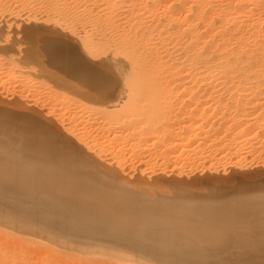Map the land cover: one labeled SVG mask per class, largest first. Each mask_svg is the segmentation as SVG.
I'll use <instances>...</instances> for the list:
<instances>
[{"label": "bare ground", "instance_id": "6f19581e", "mask_svg": "<svg viewBox=\"0 0 264 264\" xmlns=\"http://www.w3.org/2000/svg\"><path fill=\"white\" fill-rule=\"evenodd\" d=\"M40 16L41 17L39 18V20L41 18H44L45 21H46V24L48 22V24H51L53 23L54 25L56 26H60L61 28H67L70 32V35L71 36H76L78 33V31L76 32V28H79L81 27V29L83 30V32L80 31V35L78 38H81L80 40L82 41V43L80 42V45L82 44V48H80V51L82 49V51H84V53L86 55H90V58L92 57H95V58H99V63L97 64V61L95 63V67L96 65L99 67H101L103 69V72H105L104 70H106L108 74V71L111 72L114 78L115 77V81L114 82H110L109 79H107L105 73L102 72V74L99 73L98 70L100 69H97L95 68L96 72H98L99 74H97L96 72L94 73V71L91 70L90 67H88L89 65L87 63V66L83 63L84 66H81L80 68L84 67L85 70H87L86 67H88V70L90 69L91 70V74L88 75L86 74V71L85 70H80L81 72L84 73L85 71V76H88L89 80H90V84L93 86L94 89H98V88H105V86H107V84H110L111 85L112 83H115V82H118L119 84V89L121 88H125V95L122 94V90L120 91L122 95V98H119L118 97V102L122 101L123 103H126L127 104L129 103V106L127 104H120L118 105V102L115 103L118 105L116 111L118 110V112L112 110L113 107H109L106 105L107 108H105V110H97V108L95 110V113L97 112V114L99 113V115L104 119V121H112L110 123L113 124L114 128H119L121 127V130L123 129L124 132L128 131L129 134L126 133V137H133V136H137L139 137L138 139H140V137H142L144 135V137H147L146 135H150V136H153V137H156L158 136L159 134H161V131L160 128H165V125H166V121L163 123L162 125V122H160L161 124L158 123L159 121V117L157 116V113H159L161 115V113L159 112V110L161 108H158L160 107V104L158 105V109L155 108V106L158 104V103H161V102H158L157 104L155 103V101H158L157 99H160L162 98L163 94L167 93L165 90L169 89L171 91V89H174V88H178L180 91L181 89H183L182 93L183 94H186L184 92V89L188 90V93L189 91H196V90H205L207 91L208 89V93H210L209 91H211V89H217V91L220 89H224L225 92H227L225 89H228V88H231L233 89V91H235V94L237 95V93H239V96L241 95L240 93H246L248 91H252L253 89H258L256 90L257 92L261 89L264 90V0H0V20H5L3 23L5 25H8V28L10 29V26H12L11 23H14V25L16 24H24L27 22L26 25H28V22H30L31 20H34L35 18H37V16ZM38 16V17H39ZM42 21V20H41ZM41 21H37L38 22H41ZM44 21V22H45ZM1 24V22H0ZM2 24V25H4ZM1 25V26H2ZM4 25V26H5ZM32 25V24H31ZM45 26V25H44ZM55 26V27H56ZM6 27V26H5ZM4 27V28H5ZM24 27V26H23ZM52 27V26H51ZM13 28V27H11ZM16 28V26L14 27ZM20 27L18 26V29ZM22 28V27H21ZM63 28V29H64ZM3 29V28H1ZM0 29V31L2 32V30ZM7 29V28H6ZM17 29V30H18ZM59 29V27H58ZM15 30V29H14ZM32 30V29H30ZM61 30V29H60ZM66 30V29H65ZM13 32V30H11ZM19 31V30H18ZM25 33H28L30 32L29 29H28V32L27 30H24ZM33 31V30H32ZM31 31V32H32ZM30 32V33H31ZM36 32V31H35ZM34 32V33H35ZM62 33L64 31H61ZM66 32V31H65ZM68 32V31H67ZM94 32V35L95 37L94 38H91L92 34L90 33H93ZM3 33V32H2ZM6 33V32H5ZM8 33V32H7ZM14 34H16L15 32H13ZM12 33V34H13ZM18 33V32H17ZM22 33V30L21 32ZM18 33V34H20ZM29 33V34H30ZM33 33V32H32ZM33 33V34H34ZM68 33V34H69ZM12 34H8V35H11L10 37H12ZM24 34V33H23ZM29 42L30 40H36L35 37H30V36H33V34L29 35ZM65 34V33H63ZM5 35V34H4ZM17 35V34H16ZM24 35H27V34H24ZM23 35V36H24ZM36 35V33H35ZM34 35V36H35ZM38 35V36H37ZM36 35V38L39 37L38 39H41L42 36L39 34ZM67 35V34H66ZM2 36V35H1ZM18 36V35H17ZM21 36V35H20ZM71 37V38H74ZM4 37V36H2ZM19 37V36H18ZM17 37V38H18ZM22 37V36H21ZM25 37V36H24ZM5 38V37H4ZM15 38V37H14ZM27 38V36H26ZM33 38V39H31ZM52 37L48 38V40H51ZM56 38V37H54ZM53 38V39H54ZM7 39V38H6ZM19 39V38H18ZM25 39V38H24ZM23 39V40H24ZM45 39V38H43ZM42 39V40H43ZM22 40V41H23ZM28 40V39H27ZM26 40V44H28ZM48 40H43V41H47V43L50 44V42H48ZM59 40L56 39L55 42L56 44L60 41H57ZM76 40V39H74ZM5 41V40H4ZM20 41V40H19ZM21 41V42H22ZM33 41V42H34ZM38 41V40H37ZM36 41V42H37ZM54 41V40H53ZM77 41V40H76ZM17 42V41H16ZM15 42V43H16ZM25 42V41H23ZM34 42V43H36ZM32 43V42H31ZM33 43V44H34ZM41 43V41H40ZM54 43V42H53ZM75 43V42H74ZM3 44V43H2ZM12 44L14 45L13 43V39H12ZM19 44V43H18ZM17 44V45H18ZM37 44V43H36ZM44 44V43H43ZM48 44V45H49ZM11 45L10 44H6V47L9 48ZM22 45V44H21ZM30 45V44H29ZM38 45V44H37ZM37 45H32L31 46H34V48L36 47H40V50L42 49L40 44L37 46ZM42 45V44H41ZM45 45H46V42H45ZM52 45V43H51ZM55 45V44H54ZM53 45V46H54ZM58 45V44H57ZM16 46V45H15ZM47 46V45H46ZM52 47V49H54ZM56 46V45H55ZM62 45L60 44L59 47H61ZM57 47V46H56ZM58 47V49H59ZM63 47V46H62ZM78 47V45H77ZM19 48V47H18ZM31 49H34L32 47H30ZM25 49V48H24ZM30 49V50H31ZM48 49H51L50 47ZM52 49H51V52H52ZM58 49H54V52L55 50H58ZM27 50V49H26ZM25 50V51H26ZM2 51V50H0ZM25 51H22V52H25ZM35 51H38V49ZM50 52V50H47ZM58 51H61V50H58ZM57 51V52H58ZM63 51V50H62ZM62 51L60 52V54H62ZM3 52V51H2ZM6 52V51H4ZM30 52V51H29ZM40 52V51H38ZM49 53L50 55L53 53ZM56 52V53H57ZM6 53H11V52H6ZM5 53V54H6ZM18 53L21 54V52L19 51ZM31 53V52H30ZM33 53V57H35V53L34 51H32ZM40 53H43V51H41ZM47 53V52H46ZM45 53V54H46ZM23 54V53H22ZM38 54V53H36ZM58 54V53H57ZM56 54V55H57ZM82 54V53H80ZM2 55V53H1ZM12 55V54H11ZM10 55V56H11ZM17 55V54H16ZM40 56L42 54H39ZM55 55V56H56ZM8 56V55H7ZM9 56V57H10ZM26 56V55H25ZM37 56V55H36ZM48 56V55H47ZM55 56H51L52 59H56ZM72 56V55H71ZM85 56V55H84ZM22 57V55H21ZM20 57V58H21ZM38 57V56H37ZM35 57V58H37ZM49 57V58H51ZM59 57V55H58ZM79 57V56H78ZM86 57V56H85ZM102 57V58H101ZM7 58V57H6ZM15 58V57H14ZM23 58H24V55H23ZM23 58H21V60L19 58H16V59H11V60H18V61H15L16 63H13L8 61L9 64H11L10 66V70L11 71H15V67H20L21 64L24 66V64L26 63L27 61V58H24L25 62H23ZM44 58V56L42 57ZM45 58H48V57H45ZM71 59H73L74 57H69ZM69 58L67 56V59H68V62H65L69 64ZM87 58V57H86ZM95 58L93 59V61L95 60ZM40 59V58H39ZM51 59V60H52ZM61 61L62 60V57L59 58ZM63 59H64V56H63ZM65 59H66V56H65ZM78 60V58L75 57V60ZM1 60V59H0ZM4 60V59H3ZM33 60V59H32ZM42 61H44L43 59H41ZM46 60V59H45ZM30 61V60H29ZM37 61V60H36ZM35 60L32 61V63H35L36 62ZM49 61V59L46 60V62ZM58 61V59H57ZM55 61V62H57ZM73 61V60H72ZM21 62V63H20ZM53 62V61H51ZM63 61H61L62 63ZM78 62V61H77ZM85 62H88V61H85ZM90 62V61H89ZM24 63V64H23ZM28 63V62H27ZM26 63V64H27ZM29 66L26 65V67H31L33 65H31L32 63L29 62ZM39 63V62H38ZM54 63V62H53ZM52 63V65H53ZM59 63V62H58ZM60 63V64H61ZM80 63V64H82ZM92 63V62H91ZM37 64V63H35ZM41 64V63H39ZM46 63H44L45 65ZM48 64H50L48 62ZM47 64V65H48ZM57 64V63H55ZM72 65H70V67L74 68L73 67V63H71ZM79 64V63H78ZM20 65V66H19ZM31 65V66H30ZM42 67H43V64H41ZM59 65V64H57ZM1 66V65H0ZM8 66V65H7ZM36 66V65H35ZM35 66H33V68H36ZM49 66V65H48ZM60 66V65H59ZM63 65H61L62 67ZM79 66V65H78ZM86 66V67H85ZM90 66L92 67V65L90 64ZM22 67V66H21ZM27 67V68H28ZM54 67V66H53ZM77 67V66H75ZM26 68V69H27ZM39 68V67H38ZM50 72H54V69L52 68V71H51V67H48ZM59 67L56 66V71H58ZM29 69V68H28ZM31 69V68H30ZM29 69V70H30ZM40 70L38 71L37 69V72L39 73V76L42 75V77L46 76V75H43L44 72L46 71L47 67H45V71H42L44 70L39 68ZM62 69V68H61ZM65 69V67L63 68ZM62 69V70H63ZM71 69V68H70ZM79 69V67L77 68ZM83 69V68H82ZM101 69V71H102ZM4 70V69H3ZM48 70V71H49ZM61 71H58V72H62ZM67 70V69H66ZM73 71H75V69H72ZM87 70V72H88ZM89 70V71H90ZM19 71V70H18ZM42 71V72H41ZM47 71V72H48ZM55 71V72H56ZM100 71V72H101ZM4 72V71H3ZM2 72V68H0V74L3 73ZM6 72V71H5ZM26 72V71H25ZM31 72V71H30ZM29 72V73H30ZM33 72L35 73L34 69H33ZM40 72L42 73L40 75ZM45 72V73H47ZM54 72V73H55ZM64 72V71H63ZM68 72H71V71H68ZM13 73V72H12ZM21 73V72H20ZM32 73V72H31ZM67 71H65L64 74H66ZM79 73V72H78ZM83 73H82V76L83 77ZM93 73V74H92ZM109 73V74H111ZM9 74V73H7ZM15 74V73H14ZM18 74V73H17ZM56 75H58V73H55ZM63 74V75H64ZM68 74V73H67ZM74 74H77V71L76 73ZM11 76V74H9ZM13 75V74H12ZM31 75V74H29ZM62 75V74H61ZM105 75V76H104ZM1 76V75H0ZM8 76V77H10ZM28 76V74H27ZM38 76V77H39ZM49 76V75H48ZM44 77V78H49V77ZM59 78L63 79V76L60 77V73H59ZM69 76H70V73H69ZM76 75H74V78H75ZM111 76V75H110ZM2 77V76H1ZM4 77V76H3ZM8 77L5 78L6 80H8ZM16 77H18L16 75ZM30 76H28L27 78H29ZM37 77V75H36ZM37 77V78H38ZM68 77V76H67ZM77 77V76H76ZM80 77V75H79ZM106 77V78H105ZM24 78V77H23ZM57 78V80L59 79ZM66 78V77H65ZM13 79V77L11 78ZM10 79V80H11ZM15 79V78H14ZM20 79V77H19ZM32 79V78H30ZM34 79V77H33ZM39 79V78H38ZM50 79H53V78H50ZM59 79V82H56L57 84L60 83V80ZM69 79V78H68ZM77 79V78H75ZM86 79L83 77V80ZM16 80V79H15ZM65 80V79H63ZM70 80V79H69ZM79 80V79H77ZM82 80V81H83ZM14 81V80H13ZM28 81V80H27ZM31 81V80H30ZM53 81H56V78L53 79ZM73 82V80H71ZM80 82L81 79L79 80ZM6 82H9V81H6ZM43 82H44V79H43ZM47 82V80H46ZM49 82V80H48ZM52 82V81H51ZM62 82V80H61ZM67 83L69 81H66ZM72 82H69L70 84H72ZM14 83V82H13ZM23 83V82H22ZM36 83V82H35ZM41 83V81L39 82ZM67 83H64V84H67ZM69 83L68 85V88L70 87L69 86ZM74 83V82H73ZM77 83V82H76ZM84 82H82L83 84ZM10 84V83H9ZM33 83H31L32 85ZM51 84V83H50ZM49 84V85H50ZM62 84V83H61ZM29 85V84H28ZM30 85V86H31ZM35 85V84H34ZM39 85V84H38ZM47 85V84H46ZM63 85V84H62ZM77 85V84H76ZM88 85V84H87ZM117 84L115 83V85L112 84V86H116ZM14 86V85H13ZM17 85L15 84V87ZM19 86V85H18ZM53 86V85H51ZM65 86V85H64ZM65 86V87H66ZM81 86V85H80ZM79 86V87H80ZM84 87H87L85 85H83ZM89 85V87H92ZM118 86V85H117ZM12 87V86H11ZM33 87V86H32ZM37 87V86H36ZM44 87H45V84H44ZM43 87V88H44ZM74 87V86H72ZM71 87V88H72ZM8 88V86H7ZM10 88V86H9ZM13 88V87H12ZM11 88V89H12ZM24 88V85L23 87L21 86V89ZM27 88V87H26ZM25 88V89H26ZM29 88V87H28ZM42 88V87H41ZM88 88V87H87ZM181 88V89H180ZM45 89V88H44ZM56 89V88H55ZM58 89V87H57ZM56 89V90H57ZM81 89V87L79 88ZM91 89V88H89ZM118 89V90H119ZM177 89V90H178ZM210 89V90H209ZM9 90V89H8ZM13 91L14 90H17V89H12ZM24 90V89H23ZM27 90V89H26ZM37 90V89H36ZM42 90V89H40ZM53 89L51 88V91ZM71 90V89H70ZM112 90V89H111ZM163 91V92H160ZM168 90V91H169ZM176 90V91H177ZM219 90V91H220ZM221 90V91H222ZM4 91V89L2 90ZM19 91V90H18ZM22 91V90H21ZM20 91V92H21ZM32 91V89L30 90ZM47 91V90H46ZM55 91V90H54ZM53 91V92H54ZM63 91V90H62ZM102 91V90H101ZM124 91V90H123ZM173 91V90H172ZM201 92V94L205 95L204 93L206 92ZM220 91V93H221ZM230 91V89L228 90ZM262 91V90H261ZM261 91L259 92L260 94ZM12 92V91H11ZM39 92V91H38ZM64 92V91H63ZM119 92V94H120ZM160 92V93H159ZM175 92V91H174ZM178 92V91H177ZM193 92L189 93V94H193ZM216 92V91H215ZM264 92V91H263ZM2 93V92H1ZM13 93V92H12ZM15 93H18L17 91H15ZM32 93V92H31ZM47 93V92H46ZM57 93V92H55ZM127 93V94H126ZM152 96H157L155 101L152 100L154 99V97L152 96L151 98H149V94ZM162 93V94H161ZM180 93V92H179ZM199 93V91L197 92V94ZM207 93V94H208ZM213 93V92H212ZM219 94V92H217ZM216 93V94H217ZM224 93V92H222ZM221 93V94H222ZM233 92L231 91L230 94H232ZM10 94V93H8ZM21 94V93H20ZM27 94V93H25ZM38 94V93H37ZM53 94V93H52ZM62 94V93H61ZM60 94V96H61ZM67 94V93H66ZM72 94V93H71ZM83 94V93H82ZM118 92H117V95H115V97H117L118 95ZM162 96H160V95ZM174 94V93H173ZM188 94V95H189ZM196 94V93H194ZM234 94V93H233ZM232 94V95H233ZM234 94V96H236ZM248 93H246L247 95ZM258 94V93H257ZM260 94L258 95V97L260 96ZM6 95V93H5ZM19 95V94H18ZM59 95V94H58ZM69 95V94H68ZM91 95V94H90ZM158 95L160 96V98H158ZM170 93L168 94L167 93V96H169ZM187 95V94H186ZM209 95V94H208ZM213 95V94H212ZM32 96V95H31ZM30 96V97H31ZM35 96V95H34ZM40 96V94H39ZM38 96V98H40ZM51 96V95H50ZM54 96V95H53ZM56 96V94H55ZM54 96V98H55ZM59 96V97H60ZM64 96V95H63ZM73 96V95H72ZM125 96V97H124ZM147 96V97H146ZM180 96V95H179ZM183 97V95H181ZM197 96V95H196ZM207 96V95H206ZM222 96V95H221ZM224 96V94H223ZM238 96V95H237ZM252 96V95H251ZM12 97V96H11ZM33 97V96H32ZM44 97V95H43ZM42 97V98H43ZM58 97V96H57ZM65 97H67L65 95ZM124 97V98H123ZM165 97V95H164ZM163 97V99H164ZM171 97V95L169 96ZM177 97V95L175 96ZM187 97V96H186ZM184 97V98H186ZM189 97V96H188ZM187 97V98H188ZM193 97V96H191ZM195 97V96H194ZM198 97V96H197ZM196 97V98H197ZM212 97V96H211ZM242 97V95H241ZM254 97H257L255 95H253L252 98ZM263 97V96H262ZM14 98V97H13ZM28 97H26V99H28ZM34 98V97H33ZM105 98V96H104ZM144 98V99H143ZM146 98H149L150 100V105L148 104L149 102H147L148 100H145ZM172 98V97H171ZM170 98V100H171ZM186 98V99H187ZM203 98V97H202ZM201 98V99H202ZM206 98V97H205ZM208 98V97H207ZM216 98H217V95H216ZM219 98V97H218ZM217 98V99H218ZM223 98V97H222ZM225 98V97H224ZM250 98V96H249ZM251 98V99H252ZM264 98V97H263ZM7 99H10L7 98ZM45 99V98H44ZM69 98L66 99V101L68 100ZM141 99L145 100V102H143ZM185 99V100H186ZM194 99V98H193ZM198 99V98H197ZM209 99V98H208ZM239 99V98H238ZM243 99V98H241ZM251 99H247V102L245 103L244 100L243 103L241 104V109L242 108V105L245 106V104H250ZM256 99V98H254ZM260 99V98H259ZM5 100V99H4ZM20 100V99H19ZM30 100V99H29ZM36 100V99H35ZM43 100V99H42ZM47 100H50L48 99L47 97ZM52 100V99H51ZM50 100V101H51ZM54 100V99H53ZM74 100V99H73ZM72 100V101H73ZM76 100V99H75ZM88 100V99H87ZM117 100V99H116ZM139 100L144 103V105H142L141 102H139ZM161 100V99H160ZM180 100V99H179ZM190 100V99H189ZM200 100V99H199ZM210 100V99H209ZM215 100V99H214ZM219 100V99H218ZM231 100V99H230ZM253 100V99H252ZM15 101V100H14ZM14 101H11L10 104ZM60 101V100H59ZM58 101V102H59ZM69 101V100H68ZM71 101V102H72ZM83 101V100H82ZM85 101V99H84ZM83 101V102H84ZM91 101V100H89ZM88 101V102H89ZM100 101V100H99ZM156 104L153 106L154 103L151 104V102H153ZM165 101V100H163ZM183 101V100H181ZM198 101V100H197ZM201 101V100H200ZM204 101V100H203ZM207 101V100H205ZM228 101V100H227ZM249 101V102H248ZM263 101V100H261ZM5 102V101H3ZM2 103L1 108L2 106L6 105V103H8L9 105V102H6V103ZM21 102V101H20ZM39 102V100H38ZM41 102H44L41 101ZM49 102V101H48ZM61 102V101H60ZM77 102V100H76ZM86 102V101H85ZM96 102V101H95ZM94 102V104H95ZM101 102V101H100ZM111 102V101H110ZM121 102V103H122ZM137 102L141 103L142 105V108L143 106H148L150 107V109H148L149 107H147V110H149V113L150 114H147L146 112H148L147 110H144L142 108H137L138 106H141L140 104H138ZM147 102V103H146ZM190 102H193V101H189ZM208 102V101H207ZM240 102V101H239ZM259 102V101H258ZM0 103V104H1ZM15 103V102H14ZM12 103V104H14ZM26 103V102H25ZM37 103V102H36ZM45 103V102H44ZM64 103V102H63ZM75 103V102H74ZM89 103H93L92 101L89 102ZM136 103L138 105H136ZM177 104V102H175ZM181 103V102H180ZM193 103H196V102H193ZM192 103V104H193ZM206 103V102H205ZM223 103V102H222ZM227 103V102H225ZM22 104V103H21ZM35 104V103H34ZM47 104V103H45ZM57 105L56 103L53 102V105ZM60 104V103H59ZM58 104V105H59ZM62 104V103H61ZM69 104V103H68ZM79 104V103H78ZM88 104V103H86ZM107 104V103H106ZM109 104V103H108ZM114 104V103H113ZM111 103V105H113ZM114 104V106H115ZM146 104V105H145ZM170 104V102H169ZM179 104V103H178ZM182 104V103H181ZM191 104V105H192ZM200 104V103H199ZM220 104V103H219ZM224 104V103H223ZM254 104V103H253ZM262 103L260 102V105ZM52 105V103H51ZM50 105V106H51ZM72 105V104H71ZM70 105V106H71ZM75 105V104H74ZM81 105V104H80ZM90 105V104H88ZM137 107H136V106ZM152 105V106H151ZM166 105L169 107V110L173 107L168 105V103L166 102ZM175 105V104H174ZM184 105V104H183ZM186 105V104H185ZM184 105V106H185ZM190 104L187 103V107L189 106ZM201 105V104H200ZM204 105V104H203ZM222 105V104H221ZM228 105V104H227ZM232 105V104H231ZM236 105V104H235ZM251 105V104H250ZM250 105L248 107H250ZM257 105V104H256ZM12 106V105H11ZM10 106V107H11ZM15 106V105H14ZM21 106V105H19ZM31 106V104H30ZM40 105H38L37 107H39ZM60 106V105H59ZM82 106V105H81ZM80 106V107H81ZM94 106V105H93ZM92 106V107H93ZM99 106V105H98ZM120 106V108H119ZM122 106V107H121ZM126 106L128 108H126ZM196 106V105H193V107ZM214 106V105H213ZM215 106L218 107V104L215 103ZM230 106V104H229ZM234 106V105H233ZM7 107V106H5ZM17 107V106H15ZM12 106L11 109H13V111H17L16 108ZM86 107V106H85ZM89 107V106H88ZM100 107V106H99ZM105 107V106H102V108ZM125 107V109L123 108ZM165 107V106H164ZM198 107V106H197ZM196 107V108H197ZM205 107V106H204ZM203 107V108H204ZM252 108L254 106H251ZM260 107V106H258ZM0 108V109H1ZM8 108V112H12V110H9L10 108ZM50 108V107H49ZM72 109L73 106L71 107ZM78 108V107H77ZM112 108V109H111ZM116 108V107H114ZM119 108V109H118ZM122 108V110H121ZM137 108V109H136ZM151 108H154L156 110H152ZM184 108V107H182ZM190 108V107H188ZM223 108V107H222ZM226 108V107H225ZM255 108V107H254ZM46 109V108H45ZM51 109H52V106H51ZM57 109V108H56ZM94 109V107H93ZM142 109V110H141ZM146 109V108H145ZM168 109V108H167ZM186 109V107L184 108ZM193 109V108H192ZM207 109V108H206ZM216 110V108H214ZM224 109V108H223ZM236 109V107H235ZM239 109V108H238ZM248 109V108H247ZM261 110H259L260 113H257V116L256 118L253 120L252 123H254L255 121H260V126L261 128H264V104L262 105V107H260ZM2 110V109H1ZM0 110V111H1ZM5 110V109H4ZM64 110V109H63ZM79 110V109H78ZM87 110V108H86ZM112 110V111H111ZM152 112H151V111ZM179 110V109H178ZM177 111V114L178 112L180 113L182 110L180 111ZM188 110V109H187ZM191 109H189L188 111H190ZM222 110V109H221ZM226 110V109H225ZM245 110V108L243 109ZM254 110V109H253ZM256 110V109H255ZM57 111V110H56ZM60 111V110H59ZM58 111V112H59ZM66 111V110H65ZM72 111V110H71ZM89 111V110H88ZM157 111V112H156ZM163 111V110H162ZM175 111V110H174ZM173 111V112H174ZM188 111H185V115H186V112ZM200 111V110H198ZM227 111V110H226ZM224 111V112H226ZM234 112L236 110H233ZM4 114L6 113L5 111H2ZM2 112H0L1 114V121H3V114ZM10 112V113H11ZM45 112V111H44ZM47 112H52V110L49 111V109L47 110ZM69 112V111H68ZM76 113V111H74ZM80 112V111H79ZM93 112V111H92ZM170 112V114H173L171 113V111H168ZM191 112V111H190ZM188 112V113H190ZM211 113H217L216 115L219 116L221 118L222 116V113L223 111L221 112V115H218V113H220L219 111L216 112V111H211ZM232 112V111H231ZM229 112V115L233 114V116H229V117H232V122H230L231 124H233L234 122V125L233 127H235L233 129V127L231 125H228L231 130H229L231 136H233L232 138L235 139L237 137L241 138L240 139V142L242 141H245L243 144L246 143V141L248 142V140H250V131L252 129L249 130V125H251V123L249 122L251 120V118L247 120V118L245 116H238L237 117V113H234V112ZM244 112V111H243ZM249 112V111H248ZM254 112V111H253ZM252 112V113H253ZM15 113V112H14ZM21 113L23 114V111H21ZM20 111L19 113L16 112V115L15 117L17 116V114H21ZM25 113V112H24ZM56 113V112H55ZM67 113V111H66ZM73 113V112H72ZM78 113V111H77ZM83 113V112H82ZM81 113V114H82ZM184 113V112H183ZM197 113V112H196ZM196 113H190V114H187L188 117L190 116L193 117V116H197ZM7 114V113H6ZM21 114V115H22ZM26 114V113H25ZM38 114V113H37ZM48 114V113H47ZM60 114V113H59ZM62 114V113H61ZM80 116H83L81 115ZM85 114V113H84ZM158 114V115H159ZM167 114L164 113L162 116H165ZM176 114V113H175ZM226 115H228L227 113H225ZM234 114H237L234 116ZM239 114H240V111H239ZM11 115V114H10ZM18 115V116H19ZM29 115V114H28ZM28 115H27V118H28ZM54 115V114H53ZM64 116V114H62ZM71 115V114H70ZM91 115V114H89ZM145 115V116H144ZM159 115V116H160ZM199 116H202V119L200 118V120H202L203 122L205 121V125H203L204 127H206V122L208 123V121H206L204 119V116L206 115V112L205 111H201L200 114H198ZM208 115L210 116L211 114L210 113H207V117ZM224 115V114H223ZM225 115V116H226ZM251 115V114H250ZM256 115V114H255ZM7 116H9V113L7 114ZM44 116V115H43ZM42 116V117H43ZM57 115H55L54 117H56ZM61 116V115H60ZM60 116H57V117H60ZM80 116H77V117H80ZM86 116V115H84ZM94 116V115H93ZM91 116V117H93ZM98 116V115H97ZM148 116V118L146 117ZM150 116V117H149ZM157 116V117H156ZM167 116V115H166ZM174 116V114H173ZM170 118V120L172 119V117ZM5 117V115H4ZM24 117V115H23ZM23 117H21L20 119H22ZM26 117V116H25ZM30 117V116H29ZM45 117V116H44ZM67 117V116H65ZM75 115L72 117L69 118H73V122ZM89 117V116H88ZM96 117V116H95ZM145 117V118H144ZM176 115L173 117V120L175 119ZM178 117V115H177ZM176 117V119H177ZM187 117V121H189ZM224 117V116H222ZM228 117V116H227ZM228 117V118H229ZM255 117V116H254ZM253 117V118H254ZM6 118H9V117H6ZM12 119V116L10 117ZM10 118H9V121H10ZM18 118V117H16ZM46 118V117H45ZM50 118H53V117H50ZM68 118V117H67ZM84 118V117H83ZM98 118V117H97ZM127 118L131 119V121H127ZM142 118H144V121L141 120ZM168 118V119H169ZM179 118V117H178ZM186 118V116H185ZM199 118H197L199 120ZM214 118V117H212ZM211 118V119H212ZM226 118V117H225ZM252 118V119H253ZM35 119V118H34ZM43 119V118H42ZM62 119V118H61ZM82 119V118H81ZM86 119V118H85ZM146 119H148V122L146 121ZM167 119V117H166ZM182 119V118H181ZM193 119V118H192ZM195 119V118H194ZM193 119V120H194ZM204 119V120H203ZM208 119V118H207ZM210 119V117H209ZM208 119V120H209ZM210 119V120H211ZM230 119V118H229ZM227 120L228 122L230 120ZM5 120V118H4ZM14 120V119H12ZM11 120V121H12ZM16 120V119H15ZM14 120V122H15ZM25 120V119H23ZM28 121V119H26ZM25 120V122H27ZM67 120V119H66ZM101 120V119H100ZM165 120V119H164ZM170 120L167 121V123L169 124L170 123ZM192 120V121H193ZM198 120H194L193 123H190L189 124H185V128L184 129H179L185 122H180V123H183L180 127H178V130L175 134V138L173 139L172 137H170V133L167 134V136L169 135L168 138H172L171 139V143L170 144H167L169 145V148L168 150H164V152H175L176 153V150L177 148H179L181 145V147L183 148H186V151L189 149V148H192L190 147L191 143L193 141V137H195L196 133L197 134H200L201 133V130L203 129V127H201L199 124L196 125L194 124V122L196 123ZM222 120V119H221ZM226 121V119H223ZM10 121V123H11ZM22 121V120H21ZM21 121H17V123L21 122ZM57 121V120H56ZM59 121H60V118H59ZM69 121V120H68ZM81 121V120H80ZM80 121L78 123H80ZM95 122V120H93ZM97 121V120H96ZM102 121V120H101ZM100 121V122H101ZM145 122V127L147 125V128H143V126H141L140 124L142 122ZM161 121V120H160ZM175 121V120H174ZM179 121V119H178ZM181 121V120H180ZM191 121V120H190ZM191 121V122H192ZM213 121H216L213 119ZM5 122H7V120H5ZM92 122V121H91ZM152 124H151V123ZM153 122H155V124H153ZM176 122V121H175ZM201 122V121H199ZM202 122V123H203ZM211 122V121H210ZM13 123V122H12ZM11 123V124H12ZM16 123V124H17ZM22 124L20 125H23L24 121L21 122ZM30 123V122H29ZM27 123V124H29ZM51 123V122H50ZM60 123H62L60 121ZM71 123V122H69ZM105 123V122H104ZM103 123V125H104ZM179 123V122H177ZM198 123V122H197ZM212 123V122H211ZM227 123V122H226ZM225 123V124H226ZM250 123V124H249ZM14 124V123H13ZM15 126L17 127L18 124ZM25 124V123H24ZM43 124V123H42ZM49 124V123H48ZM64 124V123H62ZM72 124V123H71ZM81 124V123H80ZM84 124V123H83ZM93 124V123H92ZM149 124H151V127L149 126ZM157 124V125H156ZM165 124V125H164ZM174 124V123H173ZM172 123H170L169 127H171V130L173 129L172 126H173ZM215 124V122L213 123ZM219 124V123H218ZM228 124V123H227ZM248 124V125H247ZM9 125V124H8ZM7 125V126H8ZM19 125V126H20ZM30 125V124H29ZM41 126V124H39ZM73 125V124H72ZM75 125V123H74ZM82 125V124H81ZM86 125V124H85ZM83 125V126H85ZM97 125V124H96ZM102 125V126H103ZM107 125H110L109 123ZM106 125V126H107ZM175 125V124H174ZM196 125V127L194 128V126ZM210 125V124H209ZM208 125V126H209ZM216 125V124H215ZM220 125V124H219ZM243 125V126H242ZM245 125H247L248 127V130L247 128H243ZM15 129L16 127L14 125H12ZM10 125V127H12ZM27 126V125H26ZM39 127L37 126V124H33L32 127ZM45 126V125H44ZM41 127L42 129L45 127ZM47 126V125H46ZM61 126V125H60ZM68 126V125H67ZM66 126V127H67ZM71 126V125H70ZM68 126V127H70ZM77 126V124H76ZM82 126V127H83ZM95 126V125H94ZM105 126V125H104ZM112 126V125H111ZM211 126H213L211 124ZM210 126V127H211ZM242 126V127H241ZM1 127V126H0ZM12 127V129H14ZM81 127V128H82ZM89 127V126H88ZM166 127L168 128V126L166 125ZM177 128V124L175 126ZM184 127V126H183ZM181 127V128H183ZM208 128V129H212L211 128ZM215 127V126H213ZM219 127V126H218ZM225 127V126H224ZM227 127V126H226ZM241 127V128H240ZM251 127V126H250ZM7 128V127H6ZM25 128V127H24ZM29 128V127H28ZM31 128V127H30ZM40 128V127H39ZM40 128V130H37V131H42L43 130ZM47 128V131L49 133V128H51L50 126L49 127H46ZM62 128V127H61ZM60 128V129H61ZM65 128V127H64ZM87 128V127H86ZM94 128V127H93ZM92 128V129H93ZM96 128V127H95ZM103 128V127H102ZM107 128V127H106ZM166 128V130H167ZM228 128V127H227ZM226 128V129H227ZM229 128V129H230ZM5 129V128H4ZM19 128L17 127V130ZM22 129V128H21ZM20 129V131H21ZM35 129V128H33ZM105 129V127H104ZM103 129V130H104ZM110 129V127H109ZM118 129V131H119ZM207 129V130H208ZM216 129V128H215ZM215 129L213 130V132L215 131ZM223 129V128H222ZM62 130V129H61ZM90 130V128L88 129ZM95 130V129H93ZM92 130V131H93ZM165 129L163 130L166 131ZM174 130V129H173ZM173 130L171 131V134L173 133ZM197 130V131H196ZM206 130V131H207ZM228 130V129H227ZM254 130V129H253ZM260 130V129H258ZM264 130V129H263ZM15 131V130H14ZM19 131V132H20ZM24 131V130H23ZM28 131V130H27ZM26 131V133H27ZM37 131L35 132V134H37ZM53 131V130H52ZM83 131V130H82ZM99 131V130H98ZM102 131V130H101ZM105 131V130H104ZM112 131V130H111ZM116 131V129H115ZM200 131V132H199ZM205 131V129L202 131V133ZM211 130H209L208 132L210 133ZM248 131V132H247ZM261 131V130H260ZM6 132V131H4ZM30 132H31V129H30ZM29 132V134H31ZM51 132V131H50ZM65 132V131H64ZM74 132V131H73ZM107 132V131H105ZM104 132V133H105ZM117 132V131H116ZM123 132V133H124ZM174 132V133H175ZM212 132V131H211ZM212 132V133H213ZM223 132V131H222ZM254 132L256 133L257 131L254 130ZM10 133V136H13L15 134V132H13L12 130L9 131ZM22 133V132H21ZM25 133V132H24ZM47 133L48 136L45 137V140L42 136L43 139H36V135L34 137L33 133H32V137L31 139L29 137H26L28 138L27 140L25 139L24 141L25 144H20V139L21 138H14L12 140H10V137L8 136L7 134V137H9V139H1L0 140V150H4L5 152L7 151H11L12 154L14 153V155H12L11 153H8V154H11L12 155V158L15 160V161H12V160H9L11 161L12 163H15L17 165H21L23 166L25 169H28V170H39V171H43L44 174H39V173H30V175H26L25 173V177H21L19 179V182L18 183H12L13 185H18L19 187L18 188H23L21 190H23L24 194L26 193V195L28 194L30 196V198L32 197L33 199L31 200H35V198L39 201V202H34V201H31V202H34V204L36 203H39L37 206L39 207L40 204H41V207H45V209H48L50 211L51 214L55 215L56 218H57V221L59 220L60 223H62L63 226H65V224L69 225V222H71V225L74 224L75 226L78 225L80 226L79 224L81 223H85L87 224V227L89 228V230L94 233V232H97L98 235L100 236H104V238L102 239H105V241H107L108 243L110 244H107L106 243H103L104 245L100 243L101 248L104 247V250L105 248H107L108 250H111V251H116V252H123V253H128V254H133L134 257L138 258V260L144 262V261H147V260H152L154 263L157 262L156 264H220L221 262H219V257L220 255L221 256H224L223 254L224 253H228L232 248L237 247L238 250H242V251H245L246 253V258H244V255L241 256V258L243 257L244 259L242 260V262H239V264H264V236H262L263 234V226L261 228V237L257 236V237H253L252 234L250 235V237H248L249 235H247V233L243 232L247 235V236H240L238 235V231L235 233L238 235V237H234L232 234V237L231 236H228L227 234H221V231L218 232V233H215L217 231H219L220 229L218 228H214V226H217L216 224L213 226V228L211 229L210 228V224L213 225L214 223H219V222H225L224 225L227 224H231L230 222L234 223V221H241L240 218H244L245 215L243 214H246V215H250L253 213L254 214H258L261 218L264 219V202H262V200H259V199H262L263 197H261L260 193L258 192L259 195L257 196H260L258 198H255L252 196H256V193H255V189L259 187V190L261 188V183H259V181H263L264 179V175L262 176V178H260V180L257 182L259 183L258 186L255 183V187L254 185H251L250 183V186H245V187H251L252 189H254V192L252 189H250V191L252 190V195L251 197L249 198L248 196L247 198L249 199H245V193L247 194H250L246 188V192H244V196L243 198L242 197H239L241 199H243L242 201L240 200V202H234L233 200H231L232 196L231 195H226L227 197H229L228 199H230L231 201H229L227 199V201L231 202L233 201V203L227 205V207H225L227 204L226 202V199L224 200V197L222 199V196H223V193L220 195H218L220 198L221 196V202L223 203V201H225V204L223 203V206H221V210L219 209V214L218 215V210H217V214L215 212V217L218 218V220H215L214 218L212 219V217H214V215L212 217H210L209 215V212L211 211V207H212V210L213 208L216 207L217 203L219 202V200L217 201L216 203V200L217 198L214 200L216 205L213 207L212 205V202H210V200H206L208 201L209 203V206H208V203H205L203 202L204 204H200L203 200L200 198L202 196L205 197V195H209L210 192H207V188L205 189H202V195L201 197L199 198V201H201L199 203V201H197V199H195L197 201V203L195 202H191L192 200L194 199H191L189 196H191V193L190 195H187L191 201L189 203H185L187 201H181L179 200L178 198H176L177 200H170L169 197L173 196L174 198V192L176 193V191L172 188L173 191L168 190V193L169 195L171 193H173L172 195H170L169 197H167V201H162L163 196H164V192H158L159 195H163L161 198L158 196L157 194V199L158 197L160 199H154L152 196V198L150 199H154V200H157V201H152V200H145L144 198H141L139 197L137 194H134V193H137V192H134L130 189V192L127 191V188H130L129 186H126V190L125 188L123 189H120L119 186L120 183L118 182L119 188H116L115 190L113 188H115L116 186L113 185L117 183H115L114 181L111 182L112 184H109L108 182H106V179H105V176L107 173H105L104 176V179L101 180L100 179V175L103 174V173H99V176H96V172H94V170L92 171V168L94 166H91L90 167V163H80L81 161L85 162L86 160L83 158L79 161L78 165H76L77 163L75 161L72 162V160H70V157L68 158L67 160V157L64 158L61 154H62V141L61 143H58L57 141L53 140L52 139V136H50L49 134ZM54 133V132H52ZM58 133V131H57ZM87 133V132H86ZM101 133V132H100ZM108 133V132H107ZM106 133V134H107ZM122 131L120 132V135ZM165 135L167 132H164ZM173 133V134H174ZM207 133V134H209ZM211 133V134H212ZM226 133L228 134V131H226ZM253 134V138H255V136L257 134ZM259 133V132H258ZM5 134V133H4ZM41 134H45V133H41ZM66 134V133H65ZM68 134V133H67ZM71 134V133H70ZM75 134V133H74ZM99 134V132H98ZM113 134V133H111ZM181 134L183 137L178 139L177 136ZM215 134V133H214ZM219 134V133H218ZM221 134V133H220ZM219 134V136L221 137V135ZM226 136H229L227 135ZM25 135V134H24ZM40 135V134H39ZM101 136V134H99ZM108 135V134H107ZM106 135V136H107ZM119 135V134H118ZM119 135V136H120ZM164 135V134H163ZM162 134L159 135L158 137H161L163 136ZM202 135V134H201ZM206 135V133H205ZM203 136L204 138H207L206 136ZM249 135V136H248ZM259 135V134H258ZM257 135V136H258ZM262 135V133H261ZM22 136H23V133H22ZM28 136V135H27ZM59 136V140H58V137L56 140H58L60 142V135L58 134ZM73 136V135H72ZM71 136V137H72ZM86 137V135H84ZM94 136V135H93ZM98 136V135H97ZM105 136V135H104ZM105 136V137H106ZM118 136V137H119ZM124 136V135H123ZM166 136V138H167ZM180 136V135H179ZM198 136V135H196ZM213 136V135H211ZM217 136V135H216ZM248 136V137H247ZM256 136V137H257ZM4 137H6V135H4ZM15 137V136H14ZM35 138L36 140H32V138ZM41 137V135H40ZM63 137V136H62ZM80 136H78L79 138ZM84 137V138H85ZM92 137V136H91ZM104 137V139H106ZM111 137V136H110ZM114 137V136H113ZM117 137V138H118ZM137 137H135L134 139H137ZM143 137V138H144ZM219 137V138H220ZM225 137V136H223ZM235 137V138H234ZM246 138L244 140H242V138ZM263 137V135H262ZM12 138V137H11ZM65 138V137H63ZM123 138V137H122ZM140 139L141 142H143L142 140L144 139ZM177 138V139H176ZM201 139V136L200 137H197V140L198 139ZM218 138V136H217ZM258 138V137H257ZM260 138V137H259ZM74 139V138H73ZM87 139V138H86ZM85 139V140H86ZM89 139V138H88ZM91 139V138H90ZM94 139V137H93ZM99 139V138H98ZM116 139V138H115ZM114 139V140H115ZM121 139V138H120ZM149 139V137H148ZM152 139V137H151ZM155 139V138H153ZM152 139L151 142H153L154 140ZM163 139V137H162ZM216 139V137H215ZM223 138H220L219 141H221ZM226 139V137H225ZM231 138H229L230 140ZM238 139V138H237ZM248 139V140H247ZM252 139V138H251ZM256 139V138H255ZM254 139V140H255ZM262 138H260L261 140ZM62 140H65V139H62ZM72 140V139H71ZM79 140V139H78ZM95 140V139H94ZM92 140V141H94ZM112 140V139H111ZM119 140V139H118ZM124 140V139H123ZM127 140V139H126ZM129 140V138H128ZM133 139H131L130 141H132ZM139 140V141H140ZM159 140V143H160V138L158 139ZM165 142L166 139L164 137L163 139ZM196 140V139H194ZM210 140V139H209ZM224 140V139H223ZM242 140V141H241ZM264 140V138H263ZM66 141V140H65ZM64 141V142H65ZM80 141H83V137L80 138ZM87 141V140H86ZM91 141V143H92ZM99 141V140H98ZM102 141H105V140H102ZM110 141V140H109ZM116 141V140H115ZM114 141V142H115ZM136 141V140H134ZM147 139L145 140L146 143H144L145 145L147 144ZM168 141V139H167ZM166 141V142H167ZM185 141L187 143H185ZM200 141V144H201V140ZM199 141H196V142H199ZM208 141V140H206ZM212 141V140H211ZM214 141V140H213ZM217 141V140H215ZM214 141V142H215ZM239 141V139H238ZM251 141V140H250ZM76 142H79L77 141L76 139ZM95 142V141H94ZM119 142V141H118ZM150 142V140H149ZM169 142V141H168ZM228 142V141H227ZM230 142V141H229ZM228 142V144H230ZM232 142V140H231ZM234 142V141H233ZM239 142V145L241 144ZM257 142V141H256ZM69 143H72V142H66V145H68ZM80 143V142H79ZM89 145H90V140H89ZM100 143V142H99ZM113 143V142H112ZM121 143V141H120ZM123 143V141H122ZM138 143V142H137ZM143 143H140V146L141 144ZM155 143V142H154ZM150 144L148 143L147 146L150 144L153 148V144ZM158 143V141H157ZM158 143V144H159ZM162 143V141H161ZM204 143L206 142H203V146H204ZM208 143H211L210 141ZM208 143H206L205 146L208 147ZM220 143V142H217L215 144V146H217V144ZM226 143V142H224ZM223 143V144H224ZM255 143V141H254ZM261 143V142H260ZM263 143V141H262ZM64 145V143H62ZM115 144V143H114ZM132 144V143H130ZM133 144H136L133 142ZM132 145H129L130 147L133 146ZM143 144V145H144ZM156 144V143H155ZM163 144H166V143H163ZM163 144L162 147H163ZM214 144L212 142V144L210 145H213L214 147ZM221 144H222V141H221ZM252 144V142H251ZM256 144V143H255ZM264 144V143H263ZM21 147H20V146ZM76 145V144H75ZM93 145V144H91ZM95 145V144H94ZM107 145H108V141H107ZM116 145V144H115ZM118 145V144H117ZM116 145V146H117ZM124 145V144H123ZM209 145V148L211 147ZM232 145V144H230ZM229 145V146H230ZM234 145V143H233ZM239 145H236L237 147ZM247 145L249 146V143L244 145V147H247ZM258 146H261V144L259 145V142L257 144ZM256 145V146H257ZM69 146V145H68ZM85 146V145H84ZM147 146H144V151L146 150ZM158 146V145H157ZM156 146V147H157ZM234 146V147H236ZM241 148L243 147L242 145H240ZM239 146V147H240ZM255 146V147H256ZM72 147V146H70ZM80 147V146H79ZM106 147V146H105ZM110 147V146H109ZM142 147V146H141ZM146 147V148H145ZM166 147V145H165ZM180 147V148H181ZM189 147V148H187ZM198 147V146H196ZM202 147V146H201ZM219 147V146H218ZM233 147V150L232 148H225L226 150H228L227 152L225 151H222L224 153L223 157L226 155V157L228 158H232L233 157H230V155H233L235 151V154L240 150L237 147L236 149ZM252 147V146H251ZM254 147V146H253ZM262 147V146H261ZM64 148V147H63ZM66 148V147H65ZM65 148H64V153H67L65 152ZM93 148V147H91ZM96 148V147H95ZM98 148V146H97ZM120 148V147H119ZM123 148V147H122ZM127 148V147H126ZM136 148V147H135ZM143 148V147H142ZM150 148V146H149ZM149 148L146 150V151H149ZM161 148V147H160ZM195 148V147H194ZM204 148V147H203ZM203 148H200V149H203ZM206 148V147H205ZM223 147H221V149L218 148L219 150V153L221 152L220 150H223L222 149ZM248 148V147H247ZM73 148H69V150H72ZM85 149H87L85 147ZM88 149H90V147H88ZM104 149V148H103ZM117 149V148H116ZM115 149V150H116ZM124 149V148H123ZM128 149V148H127ZM138 149H139V145H138ZM141 149V148H140ZM151 149V148H150ZM197 149V148H195ZM207 149V148H206ZM205 149V150H206ZM212 148H210L211 150ZM250 149V148H249ZM247 149V150H249ZM255 149V148H254ZM93 150V149H92ZM105 150V149H104ZM109 150V148H108ZM120 149H118L119 151ZM126 150V149H125ZM124 150V151H125ZM130 150V149H129ZM136 150V149H135ZM143 150V149H142ZM152 150V149H151ZM198 150V149H197ZM204 150V151H205ZM208 150V149H207ZM243 150V149H242ZM246 148L245 150H243V152L247 151ZM252 154L253 150L252 151V148L250 149ZM249 150V151H250ZM257 150L260 151V149H258L257 147ZM62 151V152H61ZM67 151V150H66ZM87 151V150H85ZM93 151H96V150H93ZM98 151V150H97ZM100 151V149H99ZM117 151V150H116ZM123 151V152H124ZM128 151V150H126ZM132 151L134 152V150L132 149ZM139 151V150H138ZM155 151V150H154ZM158 151V150H157ZM163 151V150H161ZM180 151H183V149L181 148ZM179 151V152H180ZM189 151H191L189 149ZM194 151V149H193ZM192 151V152H193ZM199 151V150H198ZM196 151V152H198ZM213 153L215 154L216 152H214V148H213ZM262 151V149H261ZM260 151V153H261ZM264 151V149H263ZM102 152V150H101ZM101 152H99L98 155L101 154ZM108 152V151H107ZM112 152V151H111ZM129 152V151H128ZM159 152V151H158ZM157 152V154H158ZM178 152V153H179ZM188 152V151H187ZM208 152V151H207ZM241 152V150H240ZM72 153V151H71ZM75 153V152H74ZM102 153H105V152H102ZM114 153V152H113ZM118 153V152H117ZM137 153V152H136ZM141 153V151H140ZM149 153V152H148ZM151 153V152H150ZM160 153V152H159ZM189 153V152H188ZM239 153V152H238ZM250 153V152H249ZM248 153V154H249ZM256 153V152H255ZM258 153V152H257ZM258 153V154H260ZM263 153V152H262ZM261 153V154H262ZM1 154V153H0ZM79 154V153H78ZM77 154V155H78ZM124 154V153H123ZM132 154V153H131ZM130 154V155H131ZM134 154V153H133ZM154 154V153H153ZM156 154V153H155ZM161 154V153H160ZM165 154V153H164ZM162 154V155H164ZM180 154V153H179ZM185 153H183L182 155V152H181V155L184 157ZM214 154H211V153H200V155H197L195 156L194 159H188L189 161L186 163L187 165H189L190 167H187L189 168V170H197L198 168H201L202 171H199V172H205L203 169H208V165H207V168L204 167V165H206V161H211L213 159L212 155ZM218 154V153H217ZM234 154V155H235ZM70 155V154H68ZM66 155V156H68ZM76 155V154H75ZM95 156V154H93ZM107 154L105 153V155L103 154L102 156H106ZM112 155V154H111ZM110 155V156H111ZM115 155V154H114ZM117 155V154H116ZM127 155V154H126ZM135 155V154H134ZM137 155V154H136ZM140 155V154H139ZM177 155V153H176ZM187 155V154H186ZM220 155V154H219ZM221 155V157H222ZM242 155V154H241ZM247 155V153L245 154ZM244 155V156H245ZM257 155V154H255ZM96 156H97V153H96ZM101 156V155H100ZM109 156V155H108ZM107 156V157H108ZM132 156V155H131ZM131 156H128V157H131ZM138 156V155H137ZM141 156H143L141 154ZM151 156V155H150ZM166 156V155H164ZM163 156V157H164ZM179 156V155H178ZM188 158L191 156V152L189 155H187ZM194 156V155H193ZM215 156V155H214ZM254 156V155H253ZM260 156V155H259ZM263 156V155H262ZM1 157V155H0ZM113 157V156H112ZM123 157V156H121ZM133 157V156H132ZM145 157V158H144ZM169 157V156H168ZM165 158L164 157V160L165 161H168L169 158ZM171 157V156H170ZM174 157V156H172ZM176 157V156H175ZM180 157V156H179ZM216 157V156H215ZM214 157V158H215ZM220 157V156H219ZM221 157H220V160H221ZM225 157V159H227ZM243 157V155L241 156V158ZM245 157H249V155L245 156ZM75 159V157L71 156V159ZM91 158H93L91 156ZM98 158V156H97ZM106 158V157H105ZM114 158V157H113ZM112 158V159H113ZM125 158V157H124ZM127 158V157H126ZM139 158V157H138ZM136 158V159H138ZM143 161L141 160V162H143L144 166L147 165V163L149 164V160H151L150 157H148L147 155L146 156H143ZM149 160H148V159ZM156 158V157H155ZM228 158V159H229ZM235 158V157H234ZM237 158V157H236ZM240 158V156H239ZM253 158V157H252ZM255 158V156H254ZM0 159H3V158H0ZM95 159V158H94ZM93 159V160H94ZM110 158V160H112ZM118 159V158H117ZM123 159V158H122ZM122 159H118L120 160V164L122 162ZM133 159V158H132ZM131 159V160H132ZM140 159V158H139ZM182 159V157H181ZM180 159V160H181ZM186 159V158H184ZM198 159V160H197ZM211 159V160H210ZM218 159V158H217ZM216 159V160H217ZM222 161L223 162H227V160L225 161ZM238 159V158H237ZM257 159V158H256ZM261 159V158H260ZM85 160V161H84ZM103 160V159H102ZM107 160V159H106ZM116 160V159H115ZM114 160V161H115ZM117 160V161H118ZM154 160V159H153ZM161 160V159H160ZM163 160V161H164ZM173 160V159H172ZM172 160L170 158V161L172 163ZM176 160L179 162V160L176 158ZM187 160V159H186ZM186 160H183V161H186ZM219 160V159H218ZM219 160V161H220ZM230 160V161H229ZM229 164L232 163L231 159H229ZM234 160V159H233ZM241 160V159H240ZM243 162H244V158L242 159ZM247 160V159H246ZM252 160V159H251ZM264 160V159H263ZM262 160V161H263ZM87 161H89L87 159ZM115 161V162H117ZM162 161V162H163ZM182 161V160H181ZM213 161V160H212ZM221 161V162H222ZM237 161V160H236ZM235 161V162H236ZM128 162V161H127ZM169 162V161H168ZM174 162V161H173ZM177 162V163H178ZM216 162V161H215ZM213 163V162H209L211 164H209L210 166V170L208 169L207 172H212L213 169L211 170V168H214L215 165H218V163L220 164L221 162H216V163ZM242 164H247V161L245 163ZM249 162V160H248ZM255 162V161H254ZM260 162V161H259ZM76 163V164H74ZM98 163V161H97ZM108 163V162H107ZM110 163V161H109ZM108 163V164H109ZM118 165H119V162H117ZM132 163V161H131ZM135 163V162H134ZM137 163V162H136ZM156 163V161H155ZM165 163V162H164ZM176 163V161H175ZM183 163V162H181ZM181 163H179L180 165H178L177 167H181ZM208 163V162H207ZM234 163V162H233ZM263 163V162H262ZM94 164V163H93ZM104 164V163H103ZM111 164V163H110ZM115 164L117 167L118 165L116 163H113ZM124 164H125V161H124ZM127 164V163H126ZM130 164V163H129ZM138 164V163H137ZM136 164V165H137ZM142 164V163H141ZM151 164V163H150ZM227 164V166L225 167L224 165ZM224 165H222V167H229L230 165L228 163H225ZM235 164V163H234ZM241 164V167H243ZM249 164V163H248ZM252 164V163H251ZM250 164V166H251ZM8 165L7 162L3 161V160H0V169H4L6 168ZM101 165V164H100ZM98 165V166H100ZM131 165V164H130ZM134 165V164H133ZM163 166V164H161ZM171 165V164H170ZM175 165V164H174ZM185 165V163H184ZM182 164V166H184ZM229 165V166H228ZM237 165V164H235ZM234 165V166H235ZM252 165H255V164H252ZM259 165V164H258ZM6 166V167H5ZM107 166V165H106ZM113 166V165H110V167ZM121 165H119L120 167ZM126 166V165H125ZM144 166H143V169H144ZM169 166V165H168ZM173 166V165H172ZM239 166H240V163H239ZM238 166V167H239ZM249 166V165H248ZM263 166V164H262ZM9 167V166H8ZM11 167V166H10ZM102 167V166H101ZM115 167V166H114ZM131 167V166H129ZM128 167V168H129ZM152 167V166H151ZM170 167V166H169ZM177 167L176 170H177ZM220 167H221V164H220ZM221 167V168H222ZM237 166H235V168L233 170H238L239 168H236ZM245 168H247V165L244 166ZM243 167V168H244ZM253 167V166H252ZM260 167H261V164H260ZM38 168H41V169H44V170H40ZM95 168V167H94ZM105 168V166H104ZM108 168V167H107ZM112 168V167H111ZM132 168H135L134 166ZM138 168V167H137ZM167 168V166H166ZM165 168V169H166ZM175 168H173V172L176 171L174 170ZM183 167H181L180 169H182ZM194 168V169H193ZM219 168V166H218ZM217 167H215V169H218ZM231 168V166L229 167ZM227 168V169H229ZM232 168H233V164H232ZM244 168V169H245ZM254 168V167H253ZM263 168V167H262ZM261 168V169H262ZM103 169V168H102ZM109 169V168H108ZM123 169V168H122ZM131 169V168H130ZM141 168V171L143 170ZM149 167H148V171H149ZM152 169V168H151ZM162 168H160V171H161ZM171 169V168H170ZM201 169H198V170H201ZM223 169V168H222ZM249 169V172L251 171L250 168H247ZM246 169V170H247ZM46 170H50L53 174H55L58 178H54L52 177L49 172H46ZM97 169H95L96 171ZM100 170V169H99ZM147 170V169H146ZM163 170V169H162ZM185 170V169H184ZM182 170V171H184ZM188 170V169H187ZM188 170V171H189ZM220 170V169H219ZM218 170V171H219ZM230 170V169H229ZM228 170V171H229ZM232 170V169H231ZM231 170L229 172H231ZM243 169H239L237 171V173H240L239 171H242ZM245 170V172H246ZM253 170V169H252ZM264 170V169H263ZM110 171V170H109ZM112 171V170H111ZM116 171V170H115ZM121 171V170H119ZM159 171V169H158ZM179 172V170H177ZM215 171V170H214ZM213 171V172H214ZM221 171V170H220ZM219 171V173H220ZM227 171V170H225ZM244 171V170H243ZM248 171V170H247ZM253 171H256V170H253ZM114 172V171H112ZM144 172V171H143ZM147 172V171H145ZM144 172V173H145ZM153 173L156 172V171H152ZM168 172V171H166ZM177 172V173H178ZM181 172V171H180ZM194 172V171H193ZM197 172V171H195ZM206 172V173H207ZM209 172V174H210ZM217 172V170H216ZM222 172H224V170H222ZM228 172V173H229ZM235 172V171H234ZM244 172V173H245ZM252 172V171H251ZM97 173V174H98ZM171 173V172H170ZM168 173V174H170ZM176 173V172H175ZM188 173V172H187ZM227 173V174H228ZM233 173V172H232ZM242 173V172H241ZM28 174V173H27ZM118 174V173H116ZM137 174V173H136ZM135 174V175H136ZM160 174H163V173H160ZM182 175H184V173L182 172L181 173ZM189 174V173H188ZM193 174V173H192ZM204 174V173H203ZM202 174V175H203ZM214 174V173H212ZM221 175L225 174V173H220ZM125 174H122V177H124ZM132 175V174H131ZM130 175V176H131ZM151 175V173H150ZM167 175V173H166ZM176 175V174H174ZM173 175V176H174ZM178 175V174H177ZM196 175V174H195ZM201 175V176H202ZM217 175V174H216ZM226 175V174H225ZM30 176V177H28ZM102 176V175H101ZM109 176V175H108ZM108 176H106V178H108ZM129 176V177H130ZM160 176V175H158ZM164 176V175H163ZM204 176V175H203ZM202 176V177H203ZM211 176V175H210ZM219 176V175H218ZM224 176V175H223ZM251 176V175H250ZM261 176V175H260ZM259 176V177H260ZM128 177V176H126ZM157 178V175L155 176ZM171 177V176H170ZM176 177V176H175ZM177 177H180V174L177 176ZM176 177V178H177ZM185 177H187L186 179H188V176H186L185 174ZM197 177V176H196ZM216 177V176H215ZM114 178V177H113ZM182 178V177H180ZM257 180H258V177H256ZM254 178V179H256ZM121 179V178H119ZM128 179V178H127ZM131 179V178H129ZM167 179V177H166ZM184 179V178H183ZM185 179V180H186ZM192 179V177H191ZM253 179V181H254ZM111 180V179H109ZM122 180V179H121ZM140 180V178H139ZM173 180V179H172ZM255 180V181H257ZM126 181V180H125ZM133 181V180H132ZM169 181V180H168ZM243 181V180H242ZM248 181V180H247ZM153 182V181H152ZM151 182V183H152ZM167 182V181H166ZM189 182V181H188ZM141 183V182H140ZM143 183V182H142ZM146 183V182H144ZM164 183V182H163ZM187 183V182H186ZM191 183V182H190ZM199 183V182H198ZM210 183V182H209ZM239 183V182H238ZM241 183V182H240ZM243 183V182H242ZM157 184V183H156ZM159 184V183H158ZM157 184V185H158ZM168 184V183H167ZM197 184V183H195ZM264 184V183H263ZM109 185H113L114 187L111 186V188L113 190H111V188H109L110 186ZM123 185V184H122ZM148 185V184H147ZM150 185V184H149ZM160 185V184H159ZM180 185V184H179ZM193 185V184H192ZM204 185V184H203ZM229 185V184H228ZM245 185V184H244ZM144 186V185H143ZM142 186V187H143ZM151 186V185H150ZM163 186V185H162ZM236 186V185H235ZM243 186V185H242ZM242 186H239V187H242ZM254 186V188L252 187ZM125 187V186H124ZM139 187V186H138ZM176 187V186H175ZM174 187V188H175ZM222 187V186H221ZM239 187L237 186V190L239 191ZM15 189H18L16 186L14 187ZM144 188V187H143ZM162 188V187H161ZM166 188V187H165ZM180 188V187H179ZM178 188V189H179ZM184 188V187H183ZM180 189V190H183ZM215 188V186H214ZM244 188V186H243ZM247 188V189H248ZM262 188H264L262 186ZM133 189V188H132ZM189 189V188H188ZM234 190V187L231 188ZM230 189V190H231ZM241 189V188H240ZM19 190V189H18ZM129 190V189H128ZM151 190V189H150ZM156 190V189H155ZM159 190V189H158ZM185 190V189H184ZM183 190V191H184ZM203 190H205L207 193H205L204 191V195H203ZM209 190L211 191V189L209 188ZM208 190V191H209ZM217 190V189H216ZM227 191V189H225ZM232 190V191H233ZM242 190V189H241ZM241 190L237 193H240ZM243 190V191H245ZM263 190V189H262ZM139 191V189L137 190ZM154 191V190H152ZM151 191V192H152ZM170 191V192H169ZM182 191V192H183ZM189 192L192 191L193 195L196 193H194L193 189L191 188V191L188 190ZM197 191V189H196ZM213 191V190H212ZM146 192V191H145ZM144 190L140 193H148L149 195L151 194L150 192H146L145 193ZM156 191H154L155 193ZM180 191L177 190V193H176V196L178 194V196L180 197V195L183 196V194H186V190L182 193H179ZM187 192V193H189ZM201 193V191H199ZM224 192V191H223ZM235 194L234 195H239L236 193V190H234ZM138 192V194H140ZM153 193V192H152ZM153 193V194H154ZM162 193V194H160ZM168 193L166 192L165 193V197L168 195ZM215 193V191H214ZM226 193V192H224ZM242 193V192H241ZM180 194V195H179ZM198 194V193H197ZM218 194V193H217ZM216 194V195H217ZM226 194H229V191L226 193ZM230 194H232V192L230 191ZM262 194V193H261ZM156 193L153 195L155 197ZM192 195V196H193ZM213 195V194H212ZM210 195L211 197H216L215 196H212ZM233 195V199L235 198V196ZM240 195H243L240 194ZM239 195V196H240ZM25 196V195H24ZM187 196L185 198H187ZM200 196V194H199ZM225 196V195H224ZM196 196H194L195 198ZM209 197V196H207ZM210 197V198H211ZM189 198H187L189 200ZM203 198V197H202ZM27 199H28V196H27ZM172 199V198H171ZM206 199V198H205ZM204 199V201H205ZM213 199V198H212ZM235 199H238L237 197ZM245 199V201H244ZM25 200V199H24ZM22 200V201H24ZM160 200V201H159ZM166 200V199H165ZM194 200V201H195ZM27 200H25L24 202H26ZM30 201V199L28 200V202ZM27 203V202H26ZM199 203V204H198ZM33 204V205H34ZM211 204V206H210ZM43 205V206H42ZM221 205V203L219 202L218 203V206L217 208ZM43 207V208H44ZM210 207V208H209ZM3 208V207H1ZM8 208V207H7ZM215 208V209H217ZM222 208H224V213L221 214L220 211L222 212ZM254 208L257 209L254 210ZM9 209V216L8 217H13L11 214H12V210L10 208ZM7 209V210H8ZM41 209V208H40ZM43 209V215H44V210ZM214 209V210H215ZM6 210V211H7ZM48 210H46L48 212ZM42 211V210H40ZM45 211V212H46ZM256 211V213H255ZM3 212V211H2ZM37 212V211H36ZM39 212V211H38ZM213 212V211H212ZM5 214V211L3 212ZM15 213V212H14ZM13 215H16L14 214ZM41 213V212H39ZM214 213V212H213ZM8 214V213H6ZM5 214V216H2V217H7V215ZM239 214L242 216H239ZM0 215L1 212H0ZM41 215V214H40ZM41 215V216H43ZM47 215V214H45ZM222 215H225V216H222ZM25 217H28L27 215H24ZM51 216V215H49ZM54 216V217H55ZM221 216V217H220ZM237 216L238 219H237ZM256 216V215H254ZM258 216V218H259ZM8 217L5 218L8 220ZM15 217V216H14ZM25 217H22L20 218V216L16 217L18 218V220L16 219V221H13L14 223H16V225L19 223L25 225L26 227H28L30 229V226H33L35 225L36 226V221L34 220L33 218V215L31 217V221L32 219L34 220L35 224H32L30 219L29 221H27V219H23ZM236 217V218H235ZM248 217V216H247ZM247 217L245 216L244 219H247ZM257 217V216H256ZM9 218V219H10ZM20 218V219H19ZM29 218V217H28ZM50 218V217H49ZM53 218V216L51 217ZM250 218V216H249ZM254 217L252 216V220H255L253 219ZM257 218V219H258ZM259 218L258 221L261 219ZM3 219V218H2ZM4 219V220H5ZM14 219V218H13ZM14 219V220H15ZM240 219V220H239ZM243 220L242 223H244L245 221V225L247 226V220ZM256 219V220H257ZM6 220V221H7ZM22 220V221H21ZM54 221L56 219H53ZM251 220V218H250ZM11 221V219L9 220ZM58 221V222H59ZM235 221V222H236ZM257 221V222H258ZM263 220H261V222H259L258 224H256L255 222L252 223V221L250 222V224L248 225L249 227L252 226V224L254 225H259V227H261L260 223H263L262 222ZM33 222V223H34ZM238 222L235 223V225L239 226L238 229H240V225H238ZM240 222V224H241ZM249 222V220H248ZM57 223V222H56ZM60 223H57L59 225H61ZM21 224L18 226H21ZM22 225V226H23ZM38 227L39 224H37ZM61 225V226H62ZM209 226V234L208 232H206V230H208V228L204 231H200L197 227H203L205 228V226ZM219 226L222 225V228H224V225L223 224H218ZM232 225V224H231ZM230 225V226H231ZM263 225V224H262ZM35 226H34V229H35ZM228 226V225H227ZM233 227H236L234 225H232ZM231 226V227H232ZM242 226V225H241ZM244 226V225H243ZM247 226V227H248ZM67 226L64 227V229L66 228ZM190 227H191V230H190ZM192 227H196L198 230L195 229V231L192 229ZM221 227V226H220ZM226 227V226H225ZM245 228L246 231L247 229L249 228ZM254 227L256 226H252V230L254 231ZM32 228V227H31ZM37 228V226H36ZM68 228V227H67ZM80 228V227H78ZM120 230H118V229ZM189 228V230L187 229ZM229 228V226H228ZM254 228V229H253ZM115 229H117L116 231L118 233H114ZM213 229H214V234H210L211 232H213ZM225 230L222 231L225 232V231H230L229 229L227 230V227L224 228ZM234 230V228H232ZM242 229V228H241ZM263 229V230H262ZM32 230V229H31ZM88 230V231H89ZM122 230V231H121ZM130 230V231H129ZM202 230V229H201ZM222 230V229H221ZM249 230V229H248ZM251 228H250V231H252ZM73 231H75V229H73ZM78 231V229H76V232ZM79 231L82 232V230L80 229ZM200 231V232H199ZM235 231V230H234ZM241 231V230H240ZM239 231V233H241ZM5 232V231H4ZM2 230H0V264H115V262H110L108 260H101V259H97V258H93L91 257V259H88V258H84L82 256V258L84 259H81L79 260V255L77 254H70L68 255L69 253L71 252H64V251H61L60 249H56L54 247H52V245H50V241L48 243L46 242H43L44 240L42 241H35V240H31V239H28V238H24V237H21L20 236H16L15 234H6L4 233ZM57 232V231H55ZM249 232V231H248ZM260 232V231H259ZM9 233V232H8ZM59 232H57L56 234H58ZM100 233V234H99ZM226 233V232H225ZM229 233V232H228ZM244 233H242V235H244ZM254 235H257L256 231L253 232ZM256 233V234H255ZM121 234H127L128 237L130 236H138L142 239L143 243L142 244H139V245H134V243H131L132 245H129V247L132 246L133 248V251L132 248L129 249V251H126L125 249H123L125 246V244L127 245L128 247V242L127 243H124L126 241H124L123 239L121 238H116L117 236L120 237ZM250 234V233H249ZM259 234V233H258ZM19 235V234H17ZM78 235V234H77ZM80 235V234H79ZM235 235V236H237ZM23 236V235H22ZM83 236V235H82ZM85 236V235H84ZM86 237V236H85ZM95 237V234L94 236H91L90 239H93ZM97 237V235H96ZM95 237V239H96ZM62 238V237H61ZM64 238V236H63ZM66 238V237H65ZM68 238V237H67ZM98 238V237H97ZM95 239L93 240L95 242ZM101 239V240H102ZM37 240V239H36ZM72 240V239H71ZM99 241V239L96 240V242ZM94 242H91L90 243H94ZM95 242V243H96ZM103 242V241H102ZM98 243V242H97ZM98 243V244H99ZM129 243V244H130ZM84 245V243H82ZM86 245V244H85ZM95 245V244H94ZM65 246V245H64ZM72 246V245H71ZM81 246V245H80ZM99 246V245H98ZM60 247V246H59ZM68 247V246H67ZM86 247H88L86 245ZM85 247V248H86ZM71 248V247H70ZM84 247L81 248L83 250L88 251L89 247L87 248V250L85 249ZM98 248V247H97ZM100 248V247H99ZM93 250L94 247L92 248ZM236 249V248H235ZM234 249V250H235ZM65 250V249H64ZM93 250L89 249L90 252H92ZM66 251V250H65ZM107 252V250H105ZM79 252V251H78ZM94 252V251H93ZM129 252H133V253H129ZM232 252V251H231ZM237 252V250H236ZM234 253V252H233ZM243 253V252H242ZM115 254V253H114ZM232 254V253H230ZM87 255V254H86ZM85 255V256H86ZM112 255V254H111ZM227 255V254H226ZM229 255V253H228ZM236 255V258L235 257H230L228 256V258L230 257L231 258V263L229 261L230 264L232 263H235L234 260H232V258L234 259H237V255L238 254H232V256ZM240 255V253H239ZM100 256H103L102 254ZM106 256V255H105ZM110 256V255H109ZM114 256V255H113ZM125 256V254L123 255ZM81 257V256H80ZM117 257V255H116ZM226 257V256H225ZM225 257H224V260H225ZM68 258L70 261H66ZM108 258V257H107ZM227 258V257H226ZM66 259V260H65ZM103 259H106V257ZM109 259V258H108ZM114 259V258H113ZM131 259V258H130ZM129 258L126 259L125 261L121 262L122 264H139V262H134L132 260H130ZM218 259V260H217ZM222 259V258H221ZM37 260V261H35ZM110 260V259H109ZM118 260V259H116ZM238 260H241L239 259V256H238V259H237V262ZM112 261V260H111ZM224 261L226 264L227 262ZM234 261V262H233ZM120 262L117 261L118 264H120ZM236 262V264H237ZM116 263V264H117ZM142 264V263H141ZM223 264V262L221 263Z\"/></svg>", "mask_w": 264, "mask_h": 264}, {"label": "rangeland", "instance_id": "374dc122", "mask_svg": "<svg viewBox=\"0 0 264 264\" xmlns=\"http://www.w3.org/2000/svg\"><path fill=\"white\" fill-rule=\"evenodd\" d=\"M39 16V15H38ZM37 16V18H35L34 20H31L30 22H28V25H26L27 24V22L26 23H24V24H22V26H21V24H16V25H14V23H11L12 24V26H10V29L8 28V25H5L3 22L5 21V20H0V22H1V24H0V29L1 28H3V29H1L2 30V32L0 31V50H2V51H0V68H2V72L3 73H1L0 75L2 76H0V103L1 102H3V101H5V102H3V103H6V102H9V105H8V103H6V105H4V106H2V108H1V106H0V108L2 109H0L1 111L0 112H2V111H5L7 114L9 113V116H7V114L5 113H3L2 112V114H3V121H1L0 120V140L1 139H9V137H10V140H12V139H14V138H21L20 140V144H25V142L26 141H24L25 139L27 140L28 138H26V137H29L30 139H31V137H32V133H33V135H34V137H35V135H36V139H43L44 138V140H45V137L46 136H48L47 135V133H48V131H47V128L46 127H51V128H49L48 130H49V135L50 136H52V139L53 140H55V141H57L58 143H61V141H62V143H64V145L61 143V145H62V156L64 157V158H66L67 157V160L69 161V157H70V160H72V162L71 161H69V162H71V163H73V161H75L76 163H74V164H76V165H78V163H79V161L81 160V159H85L84 161L85 162H83V161H81L80 163H90L89 165H90V167L91 166H94L93 168H92V171L94 170V172H96V176H99V173L101 174V173H103V174H101L100 175V179L101 180H103L104 179V176L103 175H105V173H107L106 174V176H108V178H106V176H105V179H106V182H108L109 184H112L111 182H113L114 180V182L115 183H117V185L116 184H114L113 183V185H115L116 187L115 188H113L114 190L116 189V188H119L120 187V189H124L125 188V190H126V186H129L130 188H127V191H129L130 192V189L132 190V191H134V192H137V193H134V194H137L139 197H141V198H144L145 200H152V201H157L158 199H160L162 196L161 195H159V193L158 192H164V196H163V198L164 199H162L161 198V200L162 201H167V197H169L170 195H172L173 193H171L170 195H169V193H168V190H170L171 189V191H173L174 192V190L176 191V193H177V190H179L180 192L179 193H181L184 189L186 190V194H183V196L184 197H182V195H180V197L178 196V194H177V196H176V193L174 192V198H173V196H171V197H169V199L170 200H177L176 198H180L179 200H181V201H187V202H185V203H188V201H189V203H190V201H191V199H197V201H199V198L201 197V195H202V189H206L207 188V192H210V194L209 193H207L205 190H203V195L205 194V193H207V194H209V195H205V197L204 196H202L201 198H200V200L201 199H203V200H201V201H199V203L200 204H204L203 202H205V203H208V201H206V200H210V202L209 203H211L212 202V200H213V202L215 203V199L217 198V200H216V203H217V201L219 200V202L221 203V205L217 208V206H218V203H217V205H216V203L214 204L213 202H212V204H214V205H212L213 207L216 205V207L215 208H217V209H215V208H213V210H212V207H211V211L209 212V216L210 217H212L213 215H214V217H212V219L214 218H216L215 220H218V218L217 217H215V215L217 214V210H218V215H220L219 214V209L221 210V206H223V203L225 204V201H223V203L221 202V200L224 198V197H226V198H224V200L226 199V201H227V199L229 198V197H227L228 195H231L232 197V199L231 200H235L234 202H237V200H238V202H240V200L242 201L243 199H241V198H239V197H242L243 198V196H244V192H246V190L250 193V194H247V193H245V196L246 195H250L249 196V198L251 197V195H252V190H253V192H254V189H252L251 187H249L250 189H252L251 191H250V189L248 188V187H245V186H250V183H251V185H254L255 186V184H253V183H255L256 182V184H257V186H258V184L259 183H261V185L264 187V180L261 182V181H259L260 180V178H262V176L264 175V151H263V149H264V140H263V138H264V128H261V126H260V121H255L254 123H252L253 122V120L256 118V116H257V113H260L259 112V110H261L260 109V107H262V105L264 104V90L263 89H261V90H259L258 92L256 91V90H258V89H253L252 91H248V92H246V93H248L247 95H246V93H240L241 95H242V97H241V95L239 96V93H237V95L235 94V91H233V89H231V88H228V89H225L227 92H225L224 91V89L221 91L220 89V91H221V93L222 92H224V93H220V91L218 90L217 91V89H211V91H209L210 93H208V89H207V91H203V90H196V91H189V93L191 92H193V94L191 95V94H189L188 93V90L186 89H184V91H186V92H184V93H186V94H183L182 93V91H183V89H181V91L178 89H176V88H174V89H171V91L169 90V89H167V90H165L168 94L170 93V95H171V97H169V96H167V93H165V94H163V96L162 95H160V96H162V98H160V96L158 95V98H160V99H157L158 101H155V99H156V97L157 96H153L154 97V99H152V100H154L155 101V103L157 104L158 102H161V103H158L157 105L154 103V101L153 102H151V104L152 103H154L153 104V106L154 105H156L155 106V108H157L158 107V105L160 104V107H158V108H161L160 110H159V112L161 113V115H163L164 113H166L167 112V116L165 115V116H162L161 117V115L159 114V113H157V116L159 117V121H158V123L159 124H161L160 122H162V125H163V123L165 122L166 123V125L168 126V128L166 127V125H165V128H163V130L165 129L166 130V128H167V130L166 131H164V132H167L166 133V135H165V133L163 132V130H162V128H160V130L159 131H161V134L163 135V136H161V137H158L159 135H161V134H159L158 136H156V137H153V136H150V135H146L147 137H144V135L142 136V137H140V139H142L143 137V139L144 140H142L144 143H146L145 142V140L147 139L148 141H147V144L148 143H150V144H152V143H154L153 145V148H152V146L149 144L148 146H147V144L145 145L143 142H141V140L140 139H138L139 137H137V136H133V137H126V133L127 134H129V132L128 131H126V132H124L123 131V129L121 130V127H120V129L119 128H114V126H113V124L112 123H110V122H112V121H108V123L110 124V125H107L108 123H107V121H104V119L99 115V113L97 114V112L95 113V111H97V110H105V108H107L106 107V105L109 107V109H110V107H113V111H114V109H115V111H116V109H117V107H118V105H120V104H127V102L128 101H126V103H123L122 101H120V102H118V97L120 96V95H122V94H124L125 93V88L123 89V88H121V89H119V84H118V82H115L117 85L116 86H112V84L113 85H115V83H112L111 85H109L110 84V82H114L115 80V77L116 76H114V78H113V76L112 75H114V74H112L111 72H109L108 71V74L107 73H105V72H107L106 70H104L105 72H103V69L101 68V67H99V65H100V63H99V58L97 59V58H95V57H92V58H90V55L88 56V55H86L85 53H84V51H82V49H81V51H80V48H82L83 46H82V44L80 45V42L82 43V41L80 40L81 38H78L79 37V35L81 34L80 33V31L81 32H83V30L81 29V27H79V28H76L77 30H76V32L78 31V33H76L77 35L76 36H74V38H71V37H73V36H71L70 35V31L67 29V28H61L60 26H56V25H54L53 23H51V24H48V22H47V24H46V21H45V19L44 18H41L40 20H39V18L41 17V15L38 17ZM42 20V21H41ZM37 21H41V22H38L37 23ZM45 21V22H44ZM2 24H4V25H2ZM32 24V25H31ZM2 25V26H1ZM45 25V26H44ZM16 26V28H14ZM18 26L20 27L19 29H18ZM24 26V27H23ZM52 26V27H51ZM56 26V27H55ZM5 27V28H4ZM11 27H13V28H11ZM22 27V28H21ZM58 27H59V29H58ZM7 28V29H6ZM15 29V30H14ZM19 31H18V30ZM28 29H29V31L31 32L32 30V32L34 33L35 31V33H36V35L37 34H39V36L41 35L42 36V38L41 39H38L39 37H37L36 38V35H35V33L33 34L32 32L30 33V32H28ZM30 29H32V30H30ZM61 29V30H60ZM66 29V30H65ZM11 30H13V32H15L16 34H14ZM21 30H22V33H20L21 32ZM24 30H27V32L28 33H25V31ZM61 31H64L63 33H65V34H63ZM66 31V32H65ZM68 31V32H67ZM6 32V33H5ZM8 32V33H7ZM20 33V34H18V33ZM12 34V37H10L11 35H8V34ZM27 34V35H24V34ZM30 33V34H29ZM69 33V34H68ZM80 33V34H79ZM5 34V35H4ZM28 34L29 35H31V34H33V36H30V37H35V41L34 40H30V42H29V36H28ZM67 34V35H66ZM90 34H92L91 36V38H94L95 37V35H94V32L93 33H90ZM4 36V37H2V36ZM22 37H21V36ZM25 37H24V36ZM35 35V36H34ZM26 36H27V38H26ZM38 36V35H37ZM53 36V38L54 37H56V38H51V40H48V38H50V37H52ZM15 37V38H14ZM19 39H18V38ZM80 37H81V35H80ZM7 38V39H6ZM25 38V39H24ZM43 38H45V39H43ZM59 38V40H57V41H59L57 44H56V42H55V40L56 39H58ZM12 39H13V43H14V45L12 44ZM24 39V40H23ZM28 39V40H27ZM31 39H33V38H31ZM48 40V42H50V41H52V42H50V44L49 43H47V41H43V40ZM74 39H76V40H74ZM5 40V41H4ZM20 40V41H19ZM25 41V42H23V41ZM26 40L28 41L27 43L28 44H26ZM38 40V41H37ZM54 40V41H53ZM80 42H79V41ZM17 41V42H16ZM22 41V42H21ZM36 42L38 45L40 44V46H41V50H40V47L36 44V43H34V42ZM40 41H41V43H40ZM16 42V43H15ZM32 42V43H31ZM45 42H46V45H45ZM54 42V43H53ZM75 42V43H74ZM3 43V44H2ZM11 43V45H10V47L9 48H7L6 47V44L8 45V44H10ZM19 43V44H18ZM34 43V44H33ZM44 43V44H43ZM51 43H52V45H51ZM18 44V45H17ZM22 44V45H21ZM30 44V45H29ZM31 44L32 45H37L38 47L36 48H34V46H31ZM42 44V45H41ZM49 44V45H48ZM57 46H55V45ZM60 44L63 46H61V47H59L60 46ZM16 45V46H15ZM54 45V46H53ZM77 45H78V47H77ZM51 46H53V48L54 49H58V47H59V49L58 50H63L62 51V54H60V52L61 51H58V50H55V52H54V49H52V47ZM80 46H82V47H80ZM19 47V48H18ZM30 47H32V48H34V49H31ZM51 48L52 49V52H51V49H48V48ZM25 48V49H24ZM27 49V50H26ZM31 49V50H30ZM35 49L37 50L38 49V51H43V53H40V52H38V51H35ZM26 50V51H25ZM47 50H50V52L51 53H53V55L51 54H49L50 52L49 51H47ZM4 51H6V52H11V53H6V52H4ZM21 52V54L20 53H18V52ZM22 51H25V52H22ZM31 53H30V52ZM32 51H34V52H36V53H38V54H34L35 55V57H37V58H35V57H33V53H32ZM58 51V52H57ZM47 52V53H46ZM58 54H57V53ZM1 53H2V55H1ZM6 53V54H5ZM23 53V54H22ZM46 53V54H45ZM80 53H82V54H80ZM12 54V55H11ZM17 54V55H16ZM39 54H42L41 56L39 55ZM57 54V55H56ZM8 55V56H7ZM11 55V56H10ZM21 55H22V57H21ZM23 55H24V58H27V61H26V63L24 64V66L21 64V66L20 67H15L14 69H15V71H11L9 68H10V66H11V64H9L10 62H12L13 63V61H14V63H16L15 61H18L19 59L21 60V58H23ZM26 55V56H25ZM37 55V56H36ZM48 55V56H47ZM56 55V56H55ZM58 55H59V57H58ZM72 55V56H71ZM87 57H85V56ZM10 56V57H9ZM44 56V58H42ZM51 56H55V58L56 59H52V57ZM63 56H64V59H63ZM65 56H66V59H65ZM67 56H68V58L69 57H74L73 59H71V58H69V64L68 63H66V62H68V59H67ZM79 56V57H78ZM7 57V58H6ZM15 57V58H14ZM21 57V58H20ZM45 57H48V58H45ZM49 57H51V58H49ZM62 57V60L61 61H63L62 63H61V61H59L60 59L59 58H61ZM75 57L76 58H78V60L76 59L75 60ZM16 58H19L18 60H11V59H16ZM23 58V62H25L24 59ZM40 58V59H39ZM95 58V60L93 61V59ZM102 58V57H101ZM4 59V60H3ZM33 59V60H32ZM41 59H43L44 61H42ZM47 59H49V61H47L46 62V60ZM52 59V60H51ZM57 59H58V61H57ZM30 60V61H29ZM36 61L35 63H37V64H35V63H32V61ZM66 62H65V61ZM73 60V61H72ZM8 61H9V63H8ZM51 61H53V62H51ZM55 61H57V62H55ZM78 61V62H77ZM85 61H88V62H85ZM90 61V62H89ZM96 61H97V64L99 63V65L97 66L96 65V67H95V63H96ZM19 62V61H18ZM29 62H31L32 64L31 65H33V66H35L36 68H33V66H31V67H28L29 66ZM41 63V64H43V67H42V65L41 64H39V63ZM48 62L50 63V64H48ZM59 62V63H58ZM85 64V63H87L89 66L88 67H90L91 68V70L92 71H94V73L96 72L95 70V68H97V69H100V70H98L99 71V73L100 74H102V72L103 73H105V75H106V77H107V79H109V84H107V86H105V88H98V89H94L93 88V86L90 84V80L88 79L89 77V75L91 74V70L89 71L88 70V67H86L87 66V64H85L86 66V68H87V70H88V72H87V70H85V68L84 67H82V68H80L81 66H84L83 65V63ZM92 62V63H91ZM21 63V62H20ZM44 63H46L45 65H44ZM52 63H53V65H52ZM55 63H57V64H59V65H57V64H55ZM61 63V64H60ZM71 63H73V67L74 68H72V67H70V65H72ZM79 63V64H78ZM80 63H82V64H80ZM49 66H48V65ZM90 64L92 65V67L90 66ZM8 65V66H7ZM26 65H28L27 67L30 69H28L27 67H26ZM61 65H63L62 67H61ZM79 65V66H78ZM54 66V67H53ZM56 66L57 67H59V69H58V71H61L64 67H65V69H63L62 70V72H58V71H56ZM75 66H77V67H75ZM9 67V68H8ZM41 68V69H43L44 68V70H42V71H45V67H47V69H46V71L45 72H47L48 70H49V68L48 67H51L50 69H51V71H52V68L54 69V72L55 73H58V75H59V73H60V77H62L63 76V79H65V80H63V79H61V78H59V76L58 75H56L54 72H50V70L47 72V73H45L44 72V74L43 75H46V76H44V77H47L48 75L50 76H48L49 78H44V77H42V71L40 72V75L41 76H39V73L37 72V70L39 71L40 69L39 68ZM79 67V69H77ZM27 68V69H26ZM62 68V69H61ZM71 68V69H70ZM4 69V70H3ZM33 69H34V71H35V73L33 72ZM37 69V70H36ZM67 69V70H66ZM72 69H75V71H73ZM101 69H102V71H101ZM19 70V71H18ZM80 70H85L86 71V74L88 75V76H85L86 74H85V71H84V73L83 72H81ZM6 71V72H5ZM26 71V72H25ZM32 73H31V72ZM64 71V72H63ZM65 71H67V73L66 74H64L65 73ZM68 71H71V72H68ZM76 71H77V74H74V73H76ZM101 71V72H100ZM13 72V73H12ZM21 72V73H20ZM30 72V73H29ZM79 72V73H78ZM7 73H9V74H11V76L9 75V74H7ZM15 73V74H14ZM18 73V74H17ZM69 73H70V76H69ZM82 73H83V77L84 78H86V79H84L83 80V77H81L82 76ZM97 74H99L98 72H96ZM109 73H111V74H109ZM13 74V75H12ZM27 74H28V76H30L29 78H27L28 76H27ZM29 74H31V75H29ZM62 74V75H61ZM64 74V75H63ZM93 74V73H92ZM16 75L18 76V77H16ZM36 75H37V77L39 78H37L36 77ZM74 75H76L75 76V78H77V79H81V81L82 82H84L83 84H82V82H80L79 80H77V79H75L74 78ZM79 75H80V77H79ZM104 75V76H105ZM111 75V76H110ZM4 76V77H3ZM8 76H10V77H8ZM68 76V77H67ZM8 77V80H6L5 78H7ZM13 77V79H11ZM19 77H20V79H19ZM24 77V78H23ZM33 77H34V79H33ZM66 77V78H65ZM105 77V78H106ZM16 80H15V79ZM30 78H32V79H30ZM50 78H53V79H55L56 78V81H53V79H50ZM57 78H59V79H61L62 80V82H61V80H60V83H56V82H59V79L57 80ZM70 80H69V79ZM11 79V80H10ZM43 79H44V82H43ZM14 80V81H13ZM28 80V81H27ZM31 80V81H30ZM46 80H47V82H46ZM48 80H49V82H48ZM71 80H73V82L71 81ZM6 81H9V82H6ZM41 81V83H39ZM52 81V82H51ZM66 81H69V82H72V84H70L69 82V88H68V86H66V85H68V83L66 82ZM14 82V83H13ZM23 82V83H22ZM36 82V83H35ZM77 82V83H76ZM10 83V84H9ZM31 83H33L32 85H31ZM51 83V84H50ZM63 85H62V84ZM64 83H67V84H64ZM15 84L17 85L16 87H15ZM29 84V85H28ZM35 84V85H34ZM39 84V85H38ZM44 84H45V87H44ZM47 84V85H46ZM50 84V85H49ZM77 84V85H76ZM88 84V85H87ZM14 85V86H13ZM19 85V86H18ZM23 85H24V88H22L21 89V86L23 87ZM31 85V86H30ZM51 85H53V86H51ZM66 87H65V86ZM81 85V86H80ZM83 85H85V86H87V87H84ZM89 85L90 86H92V87H89ZM7 86H8V88H7ZM9 86H10V88H9ZM13 88H12V87ZM33 86V87H32ZM37 86V87H36ZM72 86H74V87H72ZM81 87V89H79L80 87ZM27 87V88H26ZM29 87V88H28ZM42 87V88H41ZM45 89H44V88ZM57 87H58V89H57ZM72 87V88H71ZM17 89V90H12V89ZM27 90H26V89ZM51 88L53 89L52 91H51ZM57 90H56V89ZM89 88H91V89H89ZM4 89V91H2ZM9 89V90H8ZM24 89V90H23ZM32 89V91H30ZM37 89V90H36ZM40 89H42V90H40ZM71 89V90H70ZM112 89V90H111ZM119 89V90H118ZM230 89V91H228ZM19 90V91H18ZM22 90V91H21ZM47 90V91H46ZM55 90V91H54ZM64 92H63V91ZM102 90V91H101ZM122 90V94H121V91ZM124 90V91H123ZM169 90V91H168ZM173 90V91H172ZM178 92H177V91ZM210 90V89H209ZM13 93H12V92ZM15 91H17L18 93H15ZM21 91V92H20ZM39 91V92H38ZM54 91V92H53ZM164 91V90H163ZM163 91H161L160 90V92H163ZM175 91V92H174ZM199 91V93L197 94V92ZM206 92V93H204L205 95H203V94H201L200 95V93L201 92ZM216 91V92H215ZM231 91L236 95V96H234V94L232 95V94H230L231 93ZM261 91V93L262 94H260L259 92ZM2 92V93H1ZM32 92V93H31ZM47 92V93H46ZM55 92H57V93H55ZM117 92H118V94H119V92H120V94L117 96V97H115V95H117ZM159 92V93H160ZM180 92V93H179ZM213 92V93H212ZM217 92H219V94L217 93ZM5 93H6V95H5ZM8 93H10V94H8ZM21 93V94H20ZM25 93H27V94H25ZM38 93V94H37ZM53 93V94H52ZM62 93V94H61ZM67 93V94H66ZM72 93V94H71ZM83 93V94H82ZM164 93V92H163ZM174 93V94H173ZM194 93H196V94H194ZM209 95H208V94ZM217 93V94H216ZM258 93V94H257ZM19 94V95H18ZM39 94H40V96H39ZM55 94H56V96H55ZM59 94V95H58ZM60 94H61V96H60ZM69 94V95H68ZM91 94V95H90ZM127 94V93H126ZM149 94V98H151L152 96L150 95V93H148ZM162 94V93H161ZM189 94V95H188ZM213 94V95H212ZM223 94H224V96H223ZM260 94V96L258 97V95ZM34 97H32V96ZM35 95V96H34ZM43 95H44V97H43ZM51 95V96H50ZM55 96V98H54V96ZM64 95V96H63ZM65 95L67 96V97H65ZM73 95V96H72ZM125 95V94H124ZM164 95H165V97H164ZM177 95V97H175ZM180 95V96H179ZM181 95H183V97L181 96ZM198 97H197V96ZM207 95V96H206ZM216 95H217V98L219 99H217L216 98ZM222 95V96H221ZM252 95V96H251ZM253 95H255V96H257V97H254V98H256V99H254V98H252L253 97ZM12 96V97H11ZM29 96V98L28 99H26V97H28ZM31 96V97H30ZM38 96L40 97V98H38ZM58 96V97H57ZM60 96V97H59ZM104 96H105V98H104ZM188 98H187V97ZM191 96H193V97H191ZM195 96V97H194ZM212 96V97H211ZM249 96H250V98H249ZM263 96V97H262ZM10 97V99H7V98H9ZM14 97V98H13ZM43 97V98H42ZM47 97H48V99H52L51 101L50 100H47ZM125 97V96H124ZM123 97V98H124ZM147 97V96H146ZM163 97H164V99H163ZM184 97H186V98H184ZM198 99H197V98ZM203 97V98H202ZM206 97V98H205ZM210 99H208V98ZM223 97V98H222ZM225 97V98H224ZM45 98V99H44ZM67 98H69L67 101H66V99ZM119 98H122V96H120ZM149 98H146L145 100H148L147 102H149L148 104L150 105V100H149ZM170 98H171V100H170ZM194 98V99H193ZM202 98V99H201ZM239 98V99H238ZM241 98H243V99H241ZM253 100H252V99ZM260 98V99H259ZM5 99V100H4ZM20 99V100H19ZM30 99V100H29ZM36 99V100H35ZM44 100V102L45 103H47V104H45L44 102H41V101H43ZM54 99V100H53ZM74 99V100H73ZM77 100V102H76V100ZM84 99H85V101H84ZM88 99V100H87ZM117 99V100H116ZM144 99V98H143ZM143 99H141L143 102H145V100H143ZM180 99V100H179ZM186 99V100H185ZM190 99V100H189ZM201 101H200V100ZM215 99V100H214ZM231 99V100H230ZM246 99V100H245ZM247 99H251V100H249V101H251V105L250 104H245V106H243L242 105V108L244 109L245 108V110H243V109H241V104L243 103V101L246 103L247 102ZM15 100V101H14ZM38 100H39V102H38ZM61 102H60V101ZM73 100V101H72ZM84 102H83V101ZM89 100H91L93 103H89V102H91V101H89ZM101 102H100V101ZM163 100H165V101H163ZM181 100H183V101H181ZM198 100V101H197ZM204 100V101H203ZM205 100H207V101H205ZM228 100V101H227ZM261 100H263V101H261ZM11 101H14V102H12V103H14V104H10V102ZM21 101V102H20ZM49 101V102H48ZM59 101V102H58ZM72 101V102H71ZM89 101V102H88ZM96 101V102H95ZM111 101V102H110ZM189 101H193V102H196V103H193V102H190L189 103ZM240 101V102H239ZM248 101V102H249ZM259 101V102H258ZM26 102V103H25ZM37 102V103H36ZM53 102L54 103H56L57 105H53ZM64 102V103H63ZM75 102V103H74ZM94 102H95V104H94ZM118 102V105L117 104H115V103H117ZM122 102V103H121ZM139 102H141L140 100H139ZM139 102H137L138 104H140L141 105V103H139ZM146 102V103H147ZM166 102L168 103V105L170 106H172L173 107V109L171 108V106H170V110H169V107L166 105ZM169 102H170V104H169ZM175 102H177V104L175 103ZM182 104H181V103ZM206 102V103H205ZM224 104H223V103ZM225 102H227V103H225ZM260 102L262 103L261 105H260ZM22 103V104H21ZM35 103V104H34ZM51 103H52V105H51ZM60 103V104H59ZM62 103V104H61ZM69 103V104H68ZM79 103V104H78ZM86 103H88V104H90V105H88V104H86ZM107 103V104H106ZM109 103V104H108ZM111 103L113 104H115V106H114V104L113 105H111ZM136 103V105H138ZM179 103V104H178ZM187 103L188 104H190L188 107H190V108H188L187 107ZM193 103V104H192ZM201 105H200V104ZM215 103L216 104H218V107L217 106H215ZM220 103V104H219ZM254 103V104H253ZM30 104H31V106H30ZM60 106H59V105ZM72 104V105H71ZM75 104V105H74ZM82 106H81V105ZM175 104V105H174ZM185 106H184V105ZM192 104V105H191ZM204 104V105H203ZM222 104V105H221ZM228 104V105H227ZM229 104H230V106H229ZM232 104V105H231ZM236 104V105H235ZM257 104V105H256ZM0 105H2V103L0 104ZM13 107H15V106H17V107H15V109L17 110V111H13V109H11L12 108V106ZM15 105V106H14ZM19 105H21V106H19ZM38 105H40L39 107H37ZM52 106V109H51V106ZM71 105V106H70ZM94 105V106H93ZM100 107H99V106ZM128 106H129V103L127 104ZM135 105V106H136ZM142 105H144V103H142ZM142 105L141 106H136L137 108H142ZM146 105V104H145ZM149 105L148 106H143V111L144 110H147V107H149ZM193 105H196V106H194L193 107ZM214 105V106H213ZM234 105V106H233ZM250 105V107H248ZM5 106H7V107H9L10 109L9 110H12L13 111V113L11 112H8L7 110H8V108L7 107H5ZM11 106V107H10ZM73 106V108L74 109H72L71 107ZM81 106V107H80ZM86 106V107H85ZM89 106V107H88ZM94 107V109H93V107ZM102 106H105V107H103L102 108ZM152 106V105H151ZM165 106V107H164ZM198 106V107H197ZM205 106V107H204ZM251 106H254L253 108L251 107ZM258 106H260V107H258ZM50 107V108H49ZM78 107V108H77ZM114 107H116V108H114ZM122 107V106H121ZM182 107H186V109H184V108H182ZM197 107V108H196ZM204 107V108H203ZM224 109H223V108ZM226 107V108H225ZM235 107H236V109H235ZM46 108V109H45ZM57 108V109H56ZM86 108H87V110H86ZM97 108V110H95ZM119 108H120V106H119ZM118 108V109H119ZM124 109H125V107H123ZM126 108H128L127 106H126ZM136 108V109H137ZM139 108V109H140ZM146 108V109H145ZM168 108V109H167ZM193 108V109H192ZM207 108V109H206ZM214 108H216V110L214 109ZM239 108V109H238ZM248 108V109H247ZM5 109V110H4ZM49 109V111L50 110H52V112H47V110ZM64 109V110H63ZM79 109V110H78ZM141 109V110H142ZM148 109H150V107L148 108ZM152 110H156V109H154V108H151ZM179 109V110H178ZM183 109V111H181L180 113L178 112V114H177V111L176 110H178V111H180V110H182ZM189 109H191L190 111H188ZM222 109V110H221ZM227 111H226V110ZM254 109V110H253ZM256 109V110H255ZM57 110V111H56ZM60 110V111H59ZM67 111V113H66V111ZM72 110V111H71ZM89 110V111H88ZM99 110V111H100ZM111 110V111H112ZM121 110H122V108H121ZM163 110V111H162ZM175 110V111H174ZM198 110H200V111H198ZM210 110L211 111H216V112H220V113H218V115H221V112L223 111V113H222V116H224V117H222L221 116V118L219 117V116H217L214 112L213 113H211L210 112ZM233 110H236L235 112L233 111ZM19 111H20V113H21V111H23V114L21 115H19V114H17V116L16 117H18V118H16L15 117V115H16V112L17 113H19ZM45 111V112H44ZM59 111V112H58ZM69 111V112H68ZM74 111H76V113L74 112ZM77 111H78V113H77ZM80 111V112H79ZM93 111V112H92ZM148 112H146L147 114H150L151 115V113H149V110H147ZM151 111V110H150ZM168 111H171V113H173L174 114V116L176 115V117H177V115H178V117H177V119H176V117H175V121L173 120V114H170V112H168ZM174 111V112H173ZM185 111H188V112H190V113H196L197 114V116H193V117H191L190 118V116L188 117V115L187 114H190V113H188V112H186V115H185ZM201 111H205L206 112V115H207V113H210L211 115L209 116L208 115V117L205 115L204 116V119L206 120V121H208V123L206 122V127H204L203 125H205V121L203 122L202 120H200V118L202 119V116H199L198 114H200L201 113ZM224 111H226V112H224ZM234 112V113H237V114H234V116L235 115H237V117L238 116H245V115H247L248 113V115L247 116H245L246 118H247V120H249L250 118H251V120L249 121L250 123H251V125H249V127L247 126V125H245L243 128H249V130L250 129H252L251 131H250V137H251V135H252V139L250 138V140H248V142L246 141V143L245 144H243L245 141H242V140H244V139H246L245 137L244 138H242V142H240V139L241 138H239V137H237L238 139H239V141H238V139L237 138H235V139H233L232 137L233 136H231V134H230V132L232 131L231 130V126L233 125V126H235L234 125V122H233V124H231L230 122H232L231 120H232V117H229V116H233V114L231 115H229V112ZM239 111H240V114H239ZM244 111V112H243ZM249 111V112H248ZM254 111V112H253ZM15 112V113H14ZM26 114H25V113ZM56 112V113H55ZM73 112V113H72ZM83 112V113H82ZM116 112H118V110L116 111ZM152 112V111H151ZM157 112V111H156ZM184 112V113H183ZM231 112V113H232ZM253 112V113H252ZM38 113V114H37ZM48 113V114H47ZM60 113V114H59ZM64 114V116L62 115V114ZM82 113V114H81ZM85 113V114H84ZM176 113V114H175ZM225 113H227L228 115H226ZM246 113V114H245ZM1 114V113H0ZM11 114V115H10ZM29 114V115H28ZM54 114V115H53ZM72 115V117L75 115V117H74V119H76V120H74V122H73V118H71V119H69L70 117H71V115ZM80 114L81 115H83V116H80ZM89 114H91V115H89ZM160 116H159V115ZM224 114V115H223ZM243 114H245V115H243ZM251 114V115H250ZM256 114V115H255ZM4 115H5V117H4ZM19 115V116H18ZM23 115H24V117H23ZM27 115H28V118H27ZM46 117H44V116ZM55 115H57V116H60V117H54ZM84 115H86V116H84ZM94 115V116H93ZM98 115V116H97ZM226 115V116H225ZM12 116V119H16L15 120V122H14V120H12L10 117ZM26 116V117H25ZM30 116V117H29ZM43 116V117H42ZM65 116H67V117H65ZM77 116H80V117H77ZM89 116V117H88ZM91 116H93V117H91ZM96 116V117H95ZM145 116V115H144ZM156 116V117H157ZM171 118V116H173L172 117V119L170 120V118ZM185 116H186V118H185ZM230 118H228V117ZM255 116V117H254ZM6 117H9L10 118V121H11V123H10V121H9V118H6ZM21 117H23L22 119H20ZM50 117H53V118H50ZM84 117V118H83ZM98 117V118H97ZM147 118H148V116H146ZM150 117V116H149ZM166 117H167V119H166ZM187 117H188V119H189V121H187L186 122V120H187ZM200 117V118H199ZM209 117H210V119L212 118V117H214V118H212L211 120L209 119ZM226 117V118H225ZM248 117H249V119H248ZM254 117V118H253ZM4 118H5V120H7V122H5V120H4ZM35 118V119H34ZM43 118V119H42ZM59 118H60V121L62 122V123H64V124H62V123H60V121H59ZM62 118V119H61ZM82 118V119H81ZM86 118V119H85ZM145 118V117H144ZM144 118H142L141 120H143L144 121ZM169 118V119H168ZM182 118V119H181ZM195 118L196 120H198L197 118H199V120L195 123L194 122V124H198V126H199V124H201L200 126L201 127H203V129L201 130V133L200 134H197L196 133V135H198V136H196L195 135V137H193L194 139H196V140H194L193 139V141H194V143L192 142L191 143V145H190V147H192V148H189V147H187V148H189L191 151H189V149L186 151V148H183V147H181L182 149H183V151H180L181 150V148L179 147V148H177V150H176V153H177V155H176V153L173 151V152H164V150H165V148H166V150H168V148H169V145H167V144H170L171 143V139L174 137L175 138V134H176V132H177V130H178V127H180L183 123V125L181 126V127H183V128H179V129H184L185 128V124L187 123V124H189V122L190 123H193V121L195 120H193V119ZM209 120H208V119ZM253 118V119H252ZM0 119H1V115H0ZM23 119H28V121L27 122H25V120H23ZM67 119V120H66ZM102 121H101V120ZM165 119V120H164ZM178 119H179V121H178ZM203 119V120H204ZM213 119L214 120H216V121H213ZM222 119V120H221ZM223 119H226V121L225 120H223ZM230 120L229 122L227 121V120ZM24 121V123H23V125H20V124H22L21 122L22 121ZM57 120V121H56ZM69 120V121H68ZM81 120V121H80ZM93 120H95V122L93 121ZM97 120V121H96ZM131 121V119L129 118H127V121ZM161 120V121H160ZM168 120H170V123H174L173 124V126H172V128L174 129H172L173 130V133L175 132V130H176V132L173 134H171V127H169V125H170V123L168 124L167 123V121ZM181 120V121H180ZM185 121V122H183V121ZM192 122H191V121ZM17 121H21V122H19V123H17ZM80 121V123L82 124H80V123H78ZM92 121V122H91ZM101 121V122H100ZM146 121L148 122V119H146ZM145 121V122H146ZM199 121H201V122H199ZM212 123H211V122ZM30 122V123H29ZM51 122V123H50ZM69 122H71V123H69ZM105 122V123H104ZM140 122H142V121H140ZM145 122H142L140 125L141 126H143V128H147V125H146V127H145ZM177 122H179V123H177ZM180 122H183V123H180ZM203 122V123H202ZM215 122V124H213ZM228 124H227V123ZM18 124V130H17V127L15 126V124ZM27 123H29V124H27ZM43 123V124H42ZM49 123V124H48ZM74 123H75V125H74ZM84 123V124H83ZM93 123V124H92ZM103 123H104V125H103ZM145 123V124H144ZM151 123V122H150ZM220 125H219V124ZM226 123V124H225ZM249 123V124H250ZM9 124V125H8ZM16 124V125H17ZM33 124H37V126H39L40 128L41 127H43L44 125V127H45V129L43 128H41L42 130H43V132L42 131H37V130H40V128L38 127H32V125ZM39 124H41V126L39 125ZM76 124H77V126H76ZM86 124V125H85ZM97 124V125H96ZM152 124V123H151ZM151 124H149V126L151 127ZM153 124H155V122H153ZM176 124H177V128L175 127L176 126ZM210 124V125H209ZM211 124L213 125V126H215V127H213V126H211ZM8 125V126H7ZM10 125L12 126V125H14L15 127H16V129L14 128V129H12V127H10ZM20 125V126H19ZM27 125V126H26ZM47 125V126H46ZM61 125V126H60ZM70 126V127H68V126ZM83 125H85V126H83ZM95 125V126H94ZM103 125V126H102ZM107 125V126H106ZM112 125V126H111ZM157 125V124H156ZM196 125L194 126V128L196 127ZM209 125V126H208ZM228 125H231L230 127L228 126ZM67 126V127H66ZM83 126V127H82ZM89 126V127H88ZM212 127V129L214 130L215 128V131L213 132V130L212 129H208L209 127ZM219 126V127H218ZM225 126V127H224ZM228 128H227V127ZM232 126V127H233ZM243 126V125H242ZM241 126V127H242ZM251 126V127H250ZM7 127V128H6ZM25 127V128H24ZM29 127V128H28ZM31 127V128H30ZM62 127V128H61ZM65 127V128H64ZM82 127V128H81ZM87 127V128H86ZM94 127V128H93ZM96 127V128H95ZM103 127V128H102ZM104 127H105V129H104ZM107 127V128H106ZM109 127H110V129H109ZM210 127V128H211ZM240 127V128H241ZM5 128V129H4ZM22 128V129H21ZM33 128H35V129H33ZM62 130H61V129ZM90 128V130H88ZM95 129V130H93V129ZM149 128V127H148ZM147 128V129H148ZM223 128V129H222ZM228 130H227V129ZM230 128V129H229ZM235 127H233V129H234ZM245 128V129H246ZM248 128H247V130H248ZM20 129H21V131H20ZM30 129H31V132H30ZM105 131H107V132H105ZM115 129H116V131H115ZM118 129H119V131H118ZM205 129V131L202 133V131ZM208 129V130H207ZM256 130L257 132L255 133L254 132V130ZM258 129H260V130H258ZM13 131V132H15V134L13 135V136H10V133H9V131ZM15 130V131H14ZM24 130V131H23ZM28 130V131H27ZM53 130V131H52ZM83 130V131H82ZM93 130V131H92ZM99 130V131H98ZM102 130V131H101ZM112 130V131H111ZM207 130V131H206ZM209 130H211L210 131V133L208 132ZM229 130H231L230 132H229ZM4 131H6V132H4ZM20 131V132H19ZM26 131H27V133H26ZM37 131V134H35V132ZM51 131V132H50ZM57 131H58V133H57ZM65 131V132H64ZM74 131V132H73ZM122 131V135H120V132ZM197 131V130H196ZM223 131V132H222ZM226 131H228V134L226 133ZM23 133V136H22V133ZM25 132V133H24ZM29 132L31 133V134H29ZM52 132H54V133H52ZM87 132V133H86ZM98 132H99V134H101V136L98 134ZM101 132V133H100ZM105 132V133H104ZM200 132V131H199ZM248 132V131H247ZM259 132V133H258ZM5 133V134H4ZM41 133H45V134H41ZM66 133V134H65ZM68 133V134H67ZM71 133V134H70ZM75 133V134H74ZM108 135H107V134ZM111 133H113V134H111ZM170 133V134H169ZM205 133H206V135H205ZM207 133H209V134H207ZM212 133V134H211ZM215 133V134H214ZM221 135V137L219 136V134ZM259 134L257 137L255 136V138H253V134ZM261 133H262V135H263V137H262V135H261ZM7 134H8V136L9 137H7ZM25 134V135H24ZM41 135V137H40V135ZM58 134L60 135V142L58 141L59 140V136H58ZM120 136H119V135ZM167 134H169L170 135V137H172L171 139L170 138H168L169 137V135L167 136ZM204 136H208L207 138H204V137H202V135ZM226 134L227 135H229V136H226ZM4 135H6V137H4ZM28 135V136H27ZM73 135V136H72ZM84 135H86V137L84 136ZM94 135V136H93ZM98 135V136H97ZM106 137H105V136ZM124 135V136H123ZM172 135V136H171ZM180 135V136H179ZM178 136H177V138L178 139H180V138H182L183 136L181 135V134H179ZM211 135H213V136H211ZM218 136V138H217V136ZM248 135V136H249ZM15 136V137H14ZM26 136V137H25ZM42 136H43V138H42ZM65 137V138H63V137ZM72 136V137H71ZM78 136H80L79 138H78ZM92 136V137H91ZM111 136V137H110ZM114 136V137H113ZM119 136V137H118ZM166 136H167V138H166ZM201 136V139L199 138L198 140H197V137H200ZM223 136H225L226 137V139H225V137H223ZM247 136V137H248ZM12 137V138H11ZM32 138V140H36L35 138ZM38 137V138H37ZM55 137H56V139H57V137H58V140H56L55 139ZM83 137V141H80V138H82ZM85 137V138H84ZM93 137H94V139H93ZM104 137L106 138V139H104ZM118 137V138H117ZM123 137V138H122ZM135 137H137V139H134ZM148 137H149V139H148ZM151 137H152V139L153 138H155V139H153L154 141L153 142H151L152 141V139H151ZM162 137H163V139H164V137H165V139H166V141H167V139H168V141L166 142H163L164 140L162 139ZM215 137H216V139H215ZM223 138L221 141H222V144H221V141H219L220 140V138ZM262 138L261 140H260V138ZM16 138V139H17ZM25 138V139H24ZM74 138V139H73ZM87 138V139H86ZM89 138V139H88ZM91 138V139H90ZM99 138V139H98ZM116 138V139H115ZM121 138V139H120ZM128 138H129V140H128ZM160 138V143H159V139ZM173 138V139H174ZM176 138V139H177ZM229 138H231L230 140H229ZM62 139H65V140H62ZM72 139V140H71ZM76 139H77V141H79V142H76ZM79 139V140H78ZM87 141H86V140ZM112 139V140H111ZM116 141H115V140ZM119 139V140H118ZM124 139V140H123ZM127 139V140H126ZM131 139H133L132 141H130ZM210 139V140H209ZM219 139V140H218ZM255 139V140H254ZM29 140V139H28ZM89 140H90V145H89ZM92 140H94V141H92ZM99 140V141H98ZM102 140H105V141H102ZM110 140V141H109ZM134 140H136V141H134ZM140 140V141H139ZM149 140H150V142H149ZM199 140H201L202 142H201V144H200V141ZM206 140H208V141H206ZM212 140V141H211ZM215 140H217V141H214ZM231 140H232V142H231ZM65 141V142H64ZM91 141H92V143H91ZM107 141H108V145H107ZM115 141V142H114ZM119 141V142H118ZM120 141H121V143H120ZM122 141H123V143H122ZM157 141H158V143H157ZM161 141H162V143H161ZM196 141H199V142H196ZM211 142V143H208V142ZM230 143V144H232V145H230V144H228V142ZM234 141V142H233ZM254 141H255V143H254ZM257 141V142H256ZM262 141H263V143H262ZM66 142H72V143H67L68 145H66ZM100 142V143H99ZM113 142V143H112ZM133 142L134 143H136V144H133ZM138 142V143H137ZM203 142H206V143H208V147L207 146H205L206 145V143H204V146L202 145L203 144ZM212 142H213V144L215 143H217V142H220V143H218L217 144V146H215V144H214V147H213V145H210V144H212ZM224 142H226V143H224ZM239 142L241 143L240 145H242L243 147L241 148V146L239 145ZM251 142H252V144H251ZM258 142H259V145L261 144V146H258L257 144H258ZM261 142V143H260ZM117 145H115V144ZM130 143H132L133 144V146H129V145H132V144H130ZM140 143H143V144H141V146L143 147H141L140 146ZM163 143H166V144H163ZM185 143H187L186 141H185ZM224 143V144H223ZM233 143H234V145H233ZM249 143V146L247 145V147H244V145H246V144H248ZM76 144V145H75ZM91 144H93V145H91ZM95 144V145H94ZM124 144V145H123ZM161 144H163V147H162V145ZM85 145V146H84ZM138 145H139V149H138ZM158 145V146H157ZM165 145H166V147H165ZM209 145L211 146L210 148H212L211 150H210V148H209ZM230 145V146H229ZM236 145H239L238 147L236 146ZM257 145V146H256ZM20 146V145H19ZM70 146H72V147H70ZM80 146V147H79ZM97 146H98V148H97ZM106 146V147H105ZM110 146V147H109ZM144 146H147V148H146V150L149 148V146H150V148L152 149H150L149 148V151H144ZM157 146V147H156ZM167 146H168V148H167ZM196 146H198V147H196ZM202 146V147H201ZM219 146V147H218ZM234 146H236L237 147V149H236V147H234ZM252 146V147H251ZM254 146V147H253ZM256 146V147H255ZM21 147V146H20ZM65 148V152H67V153H64V148ZM85 147L87 148V149H85ZM88 147H90V149H88ZM91 147H93V148H91ZM96 147V148H95ZM120 147V148H119ZM124 149H123V148ZM128 149H127V148ZM136 147V148H135ZM161 147V148H160ZM197 148V149H195V148ZM204 147V148H203ZM208 149H206V148ZM221 147H223L222 149L223 150H220L221 152L219 153V150H218V148L219 149H221ZM232 148V150H233V147L236 149V150H238V148L241 150V152H240V150L235 154V151H233L234 152V154L233 155H230V157H233V159L232 158H229V159H231V161H232V163L231 164H229V159L226 157V155L223 157V155H224V153L222 152V151H225L226 149L225 148ZM257 147H258V149H260V151H261V149H262V151H261V153H260V151L259 150H257ZM69 148H73L72 150H69ZM105 150H104V149ZM108 148H109V150H108ZM117 148V149H116ZM141 148V149H140ZM200 148H203V149H200ZM213 148H214V152H216L215 154L213 153ZM245 148H246V150L247 149H251L252 148V151L253 150H255V151H253V153L254 154H252V152H251V150L249 151V150H247L246 152L244 151L243 152V150H245ZM255 148V149H254ZM96 150V151H93V150ZM99 149H100V151H99ZM117 151H116V150ZM118 149H120L119 151H118ZM128 150V151H126V150ZM130 149V150H129ZM132 149L134 150V152L132 151ZM136 149V150H135ZM143 149V150H142ZM193 149H194V151H193ZM206 149V150H205ZM225 149V150H224ZM243 149V150H242ZM67 150V151H66ZM85 150H87V151H85ZM98 150V151H97ZM101 150H102V152H105L107 155L106 156H102L103 154L105 155V153H102L101 152ZM125 150V151H124ZM139 150V151H138ZM155 150V151H154ZM161 153H159L158 151ZM161 150H163V151H161ZM205 150V151H204ZM71 151H72V153H71ZM108 151V152H107ZM112 151V152H111ZM124 151V152H123ZM140 151H141V153H140ZM169 151V150H168ZM180 151V152H179ZM193 151V152H192ZM196 151H198V152H196ZM211 153V154H214V155H212V157H213V161L211 160V161H206V165H204V167H206L207 168V165H208V169L210 168V166H209V164H211V163H209V162H221L222 161V159H223V161H224V159H225V157L227 158V159H225V161L227 160V162H221L220 164H221V167H222V165H224L225 163H228L230 166H231V168H229V167H227V168H229L230 170H231V172H229L230 170L229 169H227V168H225L226 166H227V164H225L224 166L225 167H220V164L218 163V165H215V167H217L218 168V166H219V168L218 169H215V167L214 168H211V170L213 169V171L212 172H210V174H209V172H207V170L208 169H203L205 172H199V171H202V169L201 168H198V169H201V170H189V168H187V167H190L189 165H187L186 163L189 161L188 159H194L195 158V156H197V155H200V153H202L203 152V154L205 153ZM228 150H226L225 152H227ZM75 152V153H74ZM99 152H101V156L100 155H98L99 154ZM114 152V153H113ZM118 152V153H117ZM137 152V153H136ZM149 152V153H148ZM151 152V153H150ZM157 152H158V154H157ZM180 154H179V153ZM181 152H182V155H183V153H185L184 155V157L181 155ZM190 152H191V156L188 158V156L187 155H189L190 154ZM250 152V153H249ZM256 152V153H255ZM260 153V154H258V153ZM0 155H1V157L0 158H3V159H0V160H3V161H5V162H7L8 164H10V165H8L6 168H4V169H0V212H1V214L2 215H0V230H2L4 233H6V234H10V233H12V234H15L16 236H20L21 235V237H24V238H28V239H31V240H35V241H42V240H44L43 242H46V243H48L49 241V243H50V245H52V247H54V248H56V249H60L61 251H64V252H66L67 253V251L68 252H71V253H69L68 255H70V254H77V255H79V260H81V259H84V258H88V259H91V257H92V259L93 258H97V259H101V260H108V261H110V262H115L116 261V263H117V261L118 262H123V261H125L126 259H130V260H132V261H134V262H139V264H156L157 262H153L152 260L150 261V260H147V261H144V262H142V261H140V260H138V258H136V257H134L133 256V252H129V253H133V254H128V253H123V252H116V251H111V250H108L107 248H105V250H107V252L104 250V247H102L101 248V246L102 245H104L103 243H106V245L107 244H110V243H108L107 241H105V239H102V238H104V236H100V235H98V233L97 232H94V233H92L90 230H89V228L87 227V224H85V223H81V224H79L80 226H78V225H74V224H72L71 225V222H69V225H67V224H65V226H67L65 229H64V227L65 226H63L62 225V223H60V221L58 222L57 221V218H56V216L55 215H53V214H51L50 213V211L48 210V209H45V207L43 208V207H41V204H40V206L38 207L37 205L39 204V203H35L34 204V202H39L36 198H35V200H31V199H33L32 197L30 198V196L27 194L26 195V193L24 194V192H23V190H21V189H23V188H18L19 186L18 185H13L12 183H18L19 182V179L21 178V177H25L26 175H30V173H39V174H44V172L43 171H39V170H28V169H25L23 166H21V165H17V164H15V163H12L11 161H9V160H12V161H15L13 158H12V155H14V153L12 154V152L11 151H7V152H5L4 150H0ZM8 153H11V154H8ZM79 153V154H78ZM96 153H97V156H98V158H97V156H96ZM124 153V154H123ZM132 153V154H131ZM135 155H134V154ZM154 153V154H153ZM156 153V154H155ZM165 153V154H164ZM218 153V154H217ZM247 153V155H249V157H245V156H247V155H245ZM249 153V154H248ZM68 154H70V155H68ZM76 154V155H75ZM78 154V155H77ZM93 154H95V156L93 155ZM112 154V155H111ZM115 154V155H114ZM117 154V155H116ZM127 154V155H126ZM133 156H131V155ZM138 156H137V155ZM140 154V155H139ZM141 154L143 155V156H148V157H150L151 158V160H149L148 158V160H149V164L147 163V165L146 166H144L143 164V162H141V160L143 161V156H141ZM162 154H164V155H166V156H164V155H162ZM187 154V155H186ZM220 154V155H219ZM223 154V155H222ZM243 155V157L241 158V156ZM255 154H257V155H255ZM66 155H68V156H66ZM109 155V156H108ZM111 155V156H110ZM151 155V156H150ZM180 157H179V156ZM194 155V156H193ZM221 155H222V157H221ZM245 155V156H244ZM255 156V158H254V156ZM260 155V156H259ZM263 155V156H262ZM71 156L73 157H75V159L73 158V159H71ZM91 156L93 157V158H91ZM108 156V157H107ZM114 158H113V157ZM121 156H123V157H121ZM128 156H131V157H128ZM165 158H167L168 156V158H169V162L168 161H165L164 160V157ZM171 156V157H170ZM172 156H174V157H172ZM176 156V157H175ZM221 157V160H220V157ZM239 156H240V158H239ZM106 157V158H105ZM125 157V158H124ZM127 157V158H126ZM140 159H139V158ZM156 157V158H155ZM181 157H182V159H181ZM194 157V158H193ZM215 157V158H214ZM235 157V158H234ZM238 159H237V158ZM253 157V158H252ZM9 159V160H7V159ZM95 158V159H94ZM110 158L112 159V160H110ZM122 159V162H121V164H120V160H118V159ZM133 158V159H132ZM136 158H138V159H136ZM145 158V157H144ZM170 158H171V160H172V163H171V161H170ZM176 158L179 160V162L176 160ZM184 158H186V159H184ZM220 160H218V159ZM244 158V162H243V159ZM257 158V159H256ZM261 158V159H260ZM87 159L89 160V161H87ZM94 159V160H93ZM103 159V160H102ZM107 159V160H106ZM116 159V160H115ZM132 159V160H131ZM154 159V160H153ZM161 159V160H160ZM182 161H181V160ZM217 159V160H216ZM241 159V160H240ZM247 159V160H246ZM252 159V160H251ZM77 160H79V161H77ZM117 161V162H119V165H121L120 167H119V165H118V163L117 162H115V161ZM164 160V161H163ZM183 160H186V161H183ZM198 160V159H197ZM229 160V161H228ZM237 160V161H236ZM248 160H249V162H248ZM263 160V161H262ZM97 161H98V163H97ZM109 161H110V163H109ZM124 161H125V164H124ZM128 161V162H127ZM131 161H132V163H131ZM155 161H156V163H155ZM163 161V162H162ZM174 161V162H173ZM175 161H176V163H175ZM236 161V162H235ZM247 161V164H242V162L243 163H245ZM255 161V162H254ZM260 161V162H259ZM109 164H108V163ZM135 162V163H134ZM138 164H137V163ZM165 162V163H164ZM178 162V163H177ZM181 162H183V163H181ZM208 162V163H207ZM215 162V163H216ZM235 164H237V165H235ZM263 162V163H262ZM79 163V164H80ZM94 163V164H93ZM104 163V164H103ZM113 163H116L117 165H118V167L115 165V164H113ZM127 163V164H126ZM131 165H130V164ZM142 163V164H141ZM151 163V164H150ZM179 163H181V167H183L182 169H180L181 167L179 166V167H177L178 165H180ZM184 163H185V165H184ZM239 163H240V166H239ZM249 163V164H248ZM255 164V165H252V164ZM101 164V165H100ZM134 164V165H133ZM137 164V165H136ZM161 164H163V166L161 165ZM171 164V165H170ZM175 164V165H174ZM182 164L184 165V166H182ZM217 164V163H216ZM232 164H233V168H232ZM241 164H242V166L244 167V166H246L247 165V168H250V170L252 171H250L249 172V169H247V168H243V167H241ZM250 164H251V166H250ZM259 164V165H258ZM260 164H261V167H260ZM262 164H263V166H262ZM98 165H100V166H98ZM107 165V166H106ZM110 165H113V166H111L110 167ZM126 165V166H125ZM170 167H169V166ZM173 165V166H172ZM237 166L236 168H239L240 170L241 169H243L242 171H239L240 173H237V171L239 170H233L234 168H235V166ZM249 165V166H248ZM11 166V167H10ZM102 166V167H101ZM104 166H105V168H104ZM115 166V167H114ZM129 166H131V167H129ZM135 167V168H132V167ZM143 166H144V169H143ZM152 166V167H151ZM166 166H167V168H166ZM239 166V167H238ZM254 168H253V167ZM109 169H108V168ZM129 167V168H128ZM138 167V168H137ZM148 167L150 168L149 169V171H148ZM175 167H177V170H179V172L176 170V168ZM263 167V168H262ZM103 168V169H102ZM123 168V169H122ZM131 168V169H130ZM141 168L143 169L142 171H141ZM152 168V169H151ZM160 168H162L161 169V171H160ZM166 168V169H165ZM171 168V169H170ZM173 168H175L174 170H176V171H172L173 170ZM262 168V169H261ZM38 169H40V170H44V169H41V168H38ZM95 169H97L96 171H95ZM100 169V170H99ZM147 169V170H146ZM158 169H159V171H158ZM185 169V170H184ZM189 171H188V170ZM194 169V168H193ZM221 171H220V170ZM248 171H247V170ZM256 170V171H253V170ZM103 172H102V171ZM110 170V171H109ZM114 171V172H112V171ZM116 170V171H115ZM119 170H121V171H119ZM182 170H184V171H182ZM210 170V169H209ZM216 170H217V172H216ZM220 171V173H225V174H223V175H221L220 173H219V171ZM222 170H224V172H222ZM225 170H227V171H225ZM229 170V171H228ZM245 170H246V172H245ZM45 171V170H44ZM98 171H99V173H98ZM145 171H147V172H144ZM152 171H156V172H152ZM166 171H168V172H166ZM181 171V172H180ZM194 171V172H193ZM195 171H197V172H195ZM235 171V172H234ZM46 172H49L50 174H52L51 176L52 177H54V178H58L55 174H53L50 170H46ZM171 172V173H170ZM176 172V173H175ZM178 172V173H177ZM184 173V175H182L181 173ZM189 174H188V173ZM207 172V173H206ZM229 172V173H228ZM233 172V173H232ZM242 172V173H241ZM245 172V173H244ZM25 173H26V175H25ZM28 173V174H27ZM98 173V174H97ZM116 173H118V174H116ZM137 173V174H136ZM150 173H151V175H150ZM160 173H163V174H160ZM166 173H167V175H166ZM168 173H170V174H168ZM193 173V174H192ZM204 173V174H203ZM212 173H214V174H212ZM228 173V174H227ZM122 174H125V176L124 177H122ZM132 174V175H131ZM136 174V175H135ZM174 174H176V175H174ZM180 174V177H182V178H180V177H177L178 175ZM185 174H186V176H188V179H186L187 177H185ZM196 174V175H195ZM204 176H203V175ZM217 174V175H216ZM131 175V176H130ZM157 175V178L155 177ZM158 175H160V176H158ZM164 175V176H163ZM174 175V176H173ZM203 177H202V176ZM211 175V176H210ZM219 175V176H218ZM251 175V176H250ZM261 175V176H260ZM31 176V175H30ZM30 176H28V177H30ZM126 176H128V177H126ZM130 176V177H129ZM171 176V177H170ZM177 178H176V177ZM197 176V177H196ZM216 176V177H215ZM260 176V177H259ZM114 177V178H113ZM166 177H167V179H166ZM191 177H192V179H191ZM256 177H258V180H257V178ZM26 178V177H25ZM103 178V179H102ZM119 178H121V179H119ZM128 178V179H127ZM129 178H131V179H129ZM139 178H140V180H139ZM184 178V179H183ZM254 178H256V179H254ZM27 179V178H26ZM104 179V180H105ZM109 179H111V180H109ZM173 179V180H172ZM186 179V180H185ZM253 179H254V181H253ZM264 179V178H263ZM126 180V181H125ZM133 180V181H132ZM169 180V181H168ZM243 180V181H242ZM248 180V181H247ZM255 180H257V181H255ZM109 181H111V182H109ZM120 183V185L121 186H119V184H118V182ZM153 181V182H152ZM167 181V182H166ZM189 181V182H188ZM259 181V183H257ZM141 182V183H140ZM143 182V183H142ZM144 182H146V183H144ZM152 182V183H151ZM164 182V183H163ZM187 182V183H186ZM191 182V183H190ZM199 182V183H198ZM210 182V183H209ZM239 182V183H238ZM241 182V183H240ZM243 182V183H242ZM253 182V183H252ZM158 185H157V184ZM168 183V184H167ZM195 183H197V184H195ZM123 184V185H122ZM148 184V185H147ZM151 186H150V185ZM180 184V185H179ZM193 184V185H192ZM204 184V185H203ZM229 184V185H228ZM245 184V185H244ZM113 185H109L110 187L109 188H111V186L112 187H114ZM144 185V186H143ZM163 185V186H162ZM236 185V186H235ZM244 186V188H243V186ZM260 185V184H259ZM17 187L18 189H15L14 187ZM117 186H119V187H117ZM125 186V187H124ZM139 186V187H138ZM144 188H143V187ZM176 186V187H175ZM214 186H215V188H214ZM222 186V187H221ZM237 186L239 187V186H242V187H239V191L241 190V192L243 193V195H240V194H242L241 192L240 193H237ZM254 186H252L253 188H254ZM257 186H255V187H257ZM262 186H261V188H260V190H259V187L260 186H258V188L257 189H255V193H256V196H252V198L253 197H255V198H258V197H260V196H257V195H259L258 194V192L260 193V195H261V197H263L264 196V188H262ZM122 187V188H121ZM162 187V188H161ZM166 187V188H165ZM174 189V190H172V188ZM175 187V188H174ZM180 187V188H179ZM184 187V188H183ZM234 187V190H236V193L237 194H239V195H234L235 194V192H234V190L233 189H231V188H233ZM236 187V188H235ZM133 188V189H132ZM179 188V189H178ZM183 188V190H180V189H182ZM189 188V189H188ZM191 188L193 189V191H194V193H196V195L194 194L193 195V193H192V191H191ZM209 188L211 189V191L209 190ZM241 188V189H240ZM245 188H246V190H245ZM248 188V189H247ZM112 188H111V190H113ZM129 189V190H128ZM139 189V191H137ZM151 189V190H150ZM156 189V190H155ZM159 189V190H158ZM196 189H197V191H196ZM217 189V190H216ZM225 189H227V191L225 190ZM231 189V190H230ZM263 189V190H262ZM144 190V192L146 191V192H150L151 194L149 195L148 193H146V194H142V193H140V192H142ZM152 190H154V191H156L155 193H156V195H155V197L153 196L155 193H154V191H152ZM184 190V191H185ZM188 190H190L191 192H189ZM209 190V191H208ZM213 190V191H212ZM233 190V191H232ZM243 190H245V191H243ZM257 190H258V192H257ZM154 193H152V192ZM158 191V192H157ZM183 191V192H184ZM199 191H201V193L199 192ZM204 191H205V193H204ZM214 191H215V193H214ZM228 192L229 191V194H226V193H224V192ZM230 191L232 192V194H230ZM238 191V192H239ZM138 192L140 193V194H138ZM168 193V195L165 197V193ZM170 192V191H169ZM182 192V193H183ZM187 192H189V193H187ZM190 193H191V196H187V195H190ZM218 193V194H217ZM223 193V196L221 195ZM262 193V194H261ZM157 194H158V196L160 197H158V199H157ZM160 194H162V193H160ZM199 194H200V196H199ZM213 194V195H212ZM217 194V195H216ZM221 195L222 196V199H221V196H220V198H218L219 196L218 195ZM25 195V196H24ZM193 195V196H192ZM210 195H212V196H215L216 195V197H211ZM225 195V196H224ZM227 195V196H226ZM233 195L235 196V198L237 197L238 199H233ZM263 195V196H262ZM27 196H28V199H27ZM154 198V199H157V200H154V199H150V198H152V197ZM187 196V198H189V200L187 199V198H185ZM194 196H196L195 198H194ZM207 196H209V197H207ZM244 196V197H245ZM248 196H246L245 197V199H249V198H247ZM150 197V198H149ZM176 197V198H175ZM211 197V198H210ZM172 198V199H171ZM206 198V199H205ZM213 198V199H212ZM27 200L26 202H24L25 200ZM30 199V201L28 202V200ZM166 199V200H165ZM204 199H205V201H204ZM221 199V200H220ZM230 199H228L229 201H231ZM240 199V200H239ZM245 199H244V201H245ZM22 200H24V201H22ZM192 200L191 202H195V203H197V201L195 200ZM259 200H262V202H264V197L262 198V199H259ZM31 201H34V202H31ZM160 201V200H159ZM229 201H227L226 203L227 204H225L224 206L225 207H227V205H229L231 202H229ZM233 201H232V203H233ZM243 202V201H242ZM198 203V204H199ZM209 203H208V206H209ZM229 203V204H228ZM231 203V204H232ZM34 204V205H33ZM210 206H211V204H210ZM223 206V207H224ZM1 207H3V208H1ZM10 208L11 210H12V216L13 217H8L10 214H9V209L8 208ZM41 208V209H40ZM210 208V207H209ZM8 209V210H7ZM43 209H45L44 210V215H43ZM215 209V210H214ZM7 210V211H6ZM40 210H42V211H40ZM46 210H48V212L46 211ZM254 210H256L257 211V209L256 208H254ZM5 211V214L6 213H8V214H6L7 215V217H8V220L7 219H5V218H7V217H2V216H5V214L3 213V212ZM37 211V212H36ZM41 212V213H39V212ZM46 211V212H45ZM214 213H213V212ZM256 211H255V213H256ZM15 212V213H14ZM215 212H216V214H215ZM225 211H224V208H222V212L220 211V213L221 214H223ZM13 213L14 214H16V215H13ZM43 215V216H41V215ZM45 214H47V215H45ZM24 215H27L28 217H25ZM32 215H33V218H34V220L36 221V226H37V228H36V226L35 225H33V226H30V229L28 228V227H26L25 225H23V224H21V223H19L18 222V224L20 225L21 224V226H18V224L16 225V223H14L13 221H16V219L18 220V218H16L17 216L19 217L20 216V218H22V217H25V218H23L24 220L25 219H27V221H29V219H30V221H31V217H32ZM49 215H51V216H49ZM243 215H245L246 217H247V219H244L245 218V216H244V218L239 214V216H241L242 218H240L241 219V221L243 222V220L242 219H244V220H247V226L250 224V222L252 221V223L253 222H257L258 221V219L259 218H261L258 214H254V215H256V216H254L253 215V213L250 215V213H249V215H246V214H243ZM15 216V217H14ZM53 216V218H51ZM55 216V217H54ZM222 216H225V215H222ZM239 216H237V219H238V217ZM249 216H250V218H251V220H250V218H249ZM252 216L254 217L253 219H255V220H252ZM258 216H259V218H258ZM50 217V218H49ZM221 217V216H220ZM3 218V219H2ZM11 219V221H9L10 219ZM15 220H14V219ZM19 218V219H20ZM236 218V217H235ZM258 218V219H257ZM5 219V220H4ZM53 219H56L55 221L53 220ZM239 219V220H240ZM257 219V220H256ZM7 220V221H6ZM13 220V221H12ZM34 220L32 219V221H31V223L32 224H35V222H34ZM248 220H249V222H248ZM261 220H263L264 221V219L263 218H261L256 224H258L259 222H261ZM22 221V220H21ZM29 221V222H30ZM236 221V220H235ZM234 221V223H232V222H230L232 225H234V226H236V227H233L231 224H227L226 223V225H224V223L225 222H219L220 224H223L224 225V228H226L227 227V230L229 229H231L230 231H225V232H223L222 233V231L223 230H225L224 228H222V225H218L219 223H217V221H216V223H214L213 225H209L210 226V228L212 227L213 228V226L216 224L217 226H214V228H218V229H220L219 231H217V232H215L214 231V229H213V232H211L210 234H214V232L215 233H218V232H220L221 231V234H229L228 236H231L232 237V235L234 236V237H238V235H240L241 237L242 236H247V235H249L248 237H250V235L252 234V236L254 237H259L260 235H261V228H262V226H263V229H264V222L263 223H260L261 225V227H259L258 228V226L259 225H253L252 224V226H256V227H254L253 229H254V231L252 230V226L251 227H247L244 223H245V221H244V223H242L241 221H236V222H238V225H240V229H238V227L239 226H237V225H235V222ZM34 222V223H33ZM60 223L61 225H59V224H57V223ZM240 222H241V224H240ZM37 224H39V226L40 227H38V225ZM237 224V223H236ZM263 224V225H262ZM23 225V226H22ZM229 226V228H228V226ZM232 227H231V226ZM242 225V226H241ZM244 225V226H243ZM251 225V224H250ZM34 226H35V229H34ZM203 226H205V225H203ZM209 226L207 225V226H205V228H203V227H197L200 231H204L205 232V230L208 228V230H206V232H208V234H209V231H211V230H209L210 228H209ZM226 226V227H225ZM32 227V228H31ZM78 227H80V228H78ZM207 227V228H206ZM244 227L246 228H248L247 229V231H246V229H244ZM196 227H192V229L195 231V229L196 230H198ZM211 228V229H212ZM232 228H234V230L232 229ZM242 228V229H241ZM250 228H251V230L252 231H250ZM32 229V230H31ZM73 229H75V231H73ZM76 229H78V231L76 232ZM82 230V232L81 231H79V230ZM118 229V228H117ZM115 229L114 231V233H118L119 231L118 230H120V229ZM187 229V228H186ZM202 229V230H201ZM222 229V230H221ZM241 230L240 232L241 233H239V231H238V235L237 234H235L236 232H237V230ZM262 229V230H263ZM89 230V231H88ZM118 232H117V231ZM187 230H189V228L187 229ZM190 230H191V227H190ZM243 230H244V232L245 233H247V235L243 232ZM55 231H57V232H59L58 234H56L57 232H55ZM122 231V230H121ZM130 231V230H129ZM199 231V232H200ZM249 231V232H248ZM256 231V233H257V235H254V233L253 232H255ZM260 231V232H259ZM9 232V233H8ZM229 232V233H228ZM233 233V234H232ZM242 233H244V235H242ZM250 233V234H249ZM255 233V234H256ZM259 233V234H258ZM17 234H19V235H17ZM78 234V235H77ZM80 234V235H79ZM94 234H95V237H96V235H97V237H96V239H95V237L93 238V239H90V237L91 236H94ZM100 234V233H99ZM230 234H232V235H230ZM263 235L262 236H264V230H263V233H262ZM23 235V236H22ZM83 235V236H82ZM86 237H85V236ZM235 235H237V236H235ZM63 236H64V238H63ZM62 237V238H61ZM66 237V238H65ZM68 237V238H67ZM102 237V238H101ZM261 237V236H260ZM116 238H121V239H123L124 241H126V242H124V243H127L128 242V247H127V245L125 244L124 246V248L123 249H125L126 251H129V249L130 248H132V246L131 247H129V245H132L131 243H134V245H135V243H136V245H139V244H142L143 243V241H142V239L140 238V237H138V236H130V237H128L127 236V234H121L120 235V237H116ZM37 239V240H36ZM72 239V240H71ZM95 239V242H96V240L97 239H99V241H97L98 243L99 242H101V244L102 245H100V243L98 244L97 242L95 243L93 240ZM102 239V240H101ZM90 241L91 242H94L93 244L92 243H90ZM103 241V242H102ZM131 242V243H130ZM52 243V244H51ZM82 243H84V245L82 244ZM130 243V244H129ZM89 247V249H91V250H93L92 248L94 247V249L95 250H93L92 252H90L89 251V249H88V251H86L85 252V250H83V249H81V248H85L86 247V245ZM95 244V245H94ZM65 245V246H64ZM72 245V246H71ZM81 245V246H80ZM99 245V246H98ZM60 246V247H59ZM68 246V247H67ZM71 247V248H70ZM88 247H86L85 249L87 250V248ZM98 247V248H97ZM100 247V248H99ZM236 248V249H235ZM66 251H65V250ZM235 249V250H234ZM236 250H237V252H236ZM79 251V252H78ZM131 251H133V248H132V250ZM232 251V252H231ZM234 252V253H233ZM243 252V253H242ZM115 253V254H114ZM228 253H229V255H228ZM228 253H224L223 255L224 256H221L220 255V257L218 258L219 259V262H223V264H226L224 261H229L230 263H231V258L230 257H235L236 258V255H234V256H232V254H238L237 255V259H238V256H239V259H241V260H238V262H237V259H233L232 258V260H234L235 261V263H232V264H236V262H237V264H239V262H242V260L244 259V258H246V252L245 251H242V250H238V248L237 247H235L234 246V248H232ZM230 253H232V254H230ZM239 253H240V255H239ZM87 254V255H86ZM103 255V256H100V255ZM112 254V255H111ZM125 254V256H123ZM227 254V255H226ZM244 255V258L242 257L241 258V256L242 255ZM86 255V256H85ZM106 255V256H105ZM110 255V256H109ZM114 255V256H113ZM116 255H117V257H116ZM231 255V256H230ZM81 256V257H80ZM82 256L84 257V258H82ZM227 258H226V257ZM228 256H230L229 258H228ZM103 257L105 258L106 257V259H103ZM110 259H108V258ZM224 257H225V260H224ZM114 258V259H113ZM222 258V259H221ZM67 259V260H66ZM65 260L66 261H70L68 258H66ZM116 259H118V260H116ZM217 259V260H218ZM229 259V260H228ZM112 260V261H111ZM35 261H37V260H35ZM226 261V262H227ZM233 261V262H234ZM120 262V264H122ZM229 262H227V264H230ZM115 263V264H116ZM220 263V264H221ZM118 264V263H117Z\"/></svg>", "mask_w": 264, "mask_h": 264}]
</instances>
